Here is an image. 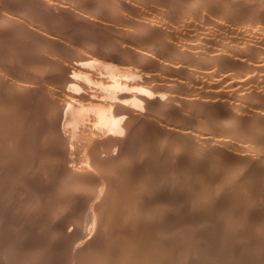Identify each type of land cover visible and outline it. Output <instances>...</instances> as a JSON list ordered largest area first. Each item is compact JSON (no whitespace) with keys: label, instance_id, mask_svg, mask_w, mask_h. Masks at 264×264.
Segmentation results:
<instances>
[{"label":"rangeland","instance_id":"rangeland-1","mask_svg":"<svg viewBox=\"0 0 264 264\" xmlns=\"http://www.w3.org/2000/svg\"><path fill=\"white\" fill-rule=\"evenodd\" d=\"M84 1H86V0H81V1L80 0H0V17H1L0 18V25H1L0 26V100H1L0 101V159H1L0 160V192H1L0 193V205L2 206V207L0 206V211H1L0 212V216L2 215L1 216L2 218H0L1 219L0 220V222H1L0 224H2L0 226V232H1L0 233V236H1L0 237V250H1L0 251V260H1L0 263L1 264H11V263L12 264L13 263L14 264H17V263L18 264H24L25 262H28L26 264H34V262H35V264H37V263L38 264H55V263L56 264L57 263L58 264H64V263L65 264H79V263L81 264V261H82V264H92L93 263L92 261H97V263L96 262H94V263L95 264H104V262H107L105 264H114V263L115 264H118V263L119 264H123V261H124V264H127L129 262H132V263H129V264H140V262H137V261L135 262L134 259H133V256H131V254H133L132 250L136 248L137 252H139L140 251V250H138L139 246L142 247V244L145 245V243L146 244L149 243V246L147 244V245H145L146 247L145 246L144 247L146 249H147V246L150 249L153 247L152 248L153 251H156L157 255L162 257L161 259H162V261L164 263L163 262L161 263V261H160L161 259H160V257H158V259L160 261V264H174V263H179V262H180L179 264H194V263L196 264L200 260L201 261L199 262V264H201V262L203 264H214V261L217 262V263L215 262L216 264H222V263H224V260H225L224 264H227V261H228L229 264L230 263L231 264H233V263L234 264H252L253 262H255L253 264H257L258 262H259L258 264H260L261 262L264 264V261H263L264 260V257H263L264 256V251L261 250V249L264 248V245H263L264 244L263 243L264 242L263 241L264 240V238H263L264 236L261 237V235L264 233V231H263V229H264V211H263V209H264V171H263V169H264V144H262V143H264V139H263V137H264V124H263L264 123V121H263L264 117H261V119H260V116H261L260 114H262V115L264 114V86H263L264 85L263 84L264 83L263 82L264 81V76H263L264 75L263 74L264 73V68H263L264 67V65H263L264 64V61H263L264 60V55H263L264 54V44H263L264 43V39L262 38V37H264V33L261 36L258 35V38H255L256 40L258 39L257 41L254 39V37L253 38L250 37L251 36V31L255 30L256 27H260V26L263 27L262 32H264V4H263L264 0L263 1L261 0L262 3H260V0H258V1L256 0L258 2V4L256 3L255 0H253V2H252V0H249V1L248 0H239V1H237V0H235V1L234 0L233 1H231V0H229V1L228 0H218V1H216V3H215V0H212V1H210V0H194V1L193 0H189V1H187V0H166V2H165V0L164 1H162V0H112V1L111 0H94V1L87 0L88 2H84ZM174 1H175V3H174ZM176 1H179V2H176ZM114 2H115V4H114ZM168 2L170 4L169 5L170 7L167 5ZM224 2H225V4H224ZM242 2H243V5L241 4ZM86 3H89V4H86ZM165 3H167V4H165ZM239 3L241 4V6L238 5ZM248 3H251V4L249 5ZM253 3H254V5H253ZM178 5L180 6V9L177 8V7H179ZM166 6H168V8ZM185 6L188 9L187 11L185 10L187 13L183 9V8H185ZM172 7H174V8H172ZM190 7H192V9ZM221 7H222L223 11H222ZM241 7H242V10L240 9ZM247 8H249V9H247ZM166 9H167V11H166ZM170 9H172L174 11V13H172L173 11L170 10ZM181 9H183V10H181ZM228 9H230V10H228ZM162 10H165L166 12H168L170 10L168 12V14L165 13L166 16H164L165 14L163 13V16L165 18H167V16L172 18V20L169 21L170 23H168V24L171 25L170 28L166 27L167 26L166 22L163 21L165 24H162L163 22H158L159 26H156V27L148 29L147 27H149V25H151L153 23H155V25H157L156 23H157V21H159L158 20V12H159V15H162V13L160 14V11L163 12ZM238 10H239V12H238ZM246 10H248V11H246ZM107 11H109V13H107ZM182 11H184V12H182ZM236 11H237V13H236ZM177 12H178V14H177ZM119 13H121L122 15L119 14ZM181 13L183 14V16L181 15ZM184 13H186V14H184ZM240 13H242V14L244 13V14L242 15ZM43 14H44V16H43ZM187 14L188 15L190 14L189 17H188ZM3 15H5L6 17L3 16ZM177 15L178 16L181 15V16L178 17ZM119 16H120V18H119ZM173 16H174V18L176 20L173 18ZM123 17H125V18H123ZM155 17H157V19H155ZM182 17H184L186 20L182 19ZM147 19L149 20V22H148L149 25H147L145 27L144 23L146 22L145 25L147 24V21H146ZM261 19H263V20H261ZM5 20L7 22L4 24ZM122 20H124V21H122ZM132 20H134L135 22H133ZM155 20H157V21H155ZM211 20H213V21H211ZM214 20H215V22H214ZM152 21H153V23H152ZM182 21H184V22H182ZM136 22L139 25L138 27H141L139 30H138ZM126 23L129 24V25H126ZM132 24H134V26ZM176 24H178V25H176ZM217 24H218V26L220 28L217 26ZM157 27H158V29H157ZM161 28H162V30H160ZM176 29H178L179 34H178V31ZM128 30L131 31V32H128ZM140 30H143V31L140 32ZM164 30H165V33H163ZM167 30L169 31V33H167V37H166ZM172 30L175 31V33H176L175 35H174ZM133 31L139 32V33H136L137 35H139V38L136 36L135 32H133ZM150 31H151L152 35L150 34ZM180 31L182 33L181 36H180ZM232 31H234V32L231 33ZM247 31H248V33H247ZM236 32H238L239 34L236 33ZM130 33H133V34H130ZM170 33H173L174 36L172 34L171 35L173 37H175V36L176 37L173 38L170 35ZM148 34L151 36L150 38H149ZM243 34L248 39H252V40L254 39L253 42L251 41L252 43L250 42V46L251 45H253V46L256 45L257 47L258 46H261V47H258V48L256 46L255 47H253V46L250 47L249 45L248 46L250 48L248 46L244 47V46H246L249 43L245 44V43H243V41H240L242 39V37L244 36ZM248 34H250V35L248 36ZM124 35L126 37H124ZM130 35H132V36H130ZM154 36L155 37L157 36L156 37L157 39ZM169 36H171L172 38L170 37L171 39H168ZM259 36H260V38H259ZM118 37H120V38H118ZM161 37L163 39L165 37L166 39L163 40ZM147 39H148V41H147ZM149 40H150V42H149ZM157 40L160 43L157 42ZM261 40H263V41L260 42ZM146 41L149 44H147ZM164 41H167V42L165 43ZM239 41L242 42V43H240ZM170 42L173 45H176V44L182 45V44H185L187 42L188 44H190V43L191 44H196L197 46H196L195 49L193 48L194 50L193 49H189V51H188L187 49L186 50L184 49V51L186 53L183 52V51H175V50H171L170 51V49H169L170 45H171ZM255 42H257L259 44L257 45V43H255ZM101 43H103L104 45L102 46ZM107 43L108 44L110 43V44L108 45ZM137 43H139V44H137ZM260 43H262V45ZM142 44H144V48H143ZM163 44H164V46H163ZM243 44H244V46H243ZM157 45H160L161 47L163 46L162 48H165V50H163L160 46L158 47ZM167 45H169V46H167ZM138 50H140V52ZM198 50L201 53L197 54ZM141 52L145 53L150 58V60H149V58L146 59V61L148 62L147 63L148 66H147V70L145 72L143 71L146 74H144L143 72L142 73L141 72L138 73L140 70H138V68H137L138 60H137L136 57H137V54L138 53L140 54ZM241 52H243V53H241ZM247 52L248 53L250 52V53L248 54ZM178 53H179V57L177 56V61L175 60L176 57H173L171 59V55H176V54L178 55ZM217 53H219L220 55H218ZM221 53H223V54H221ZM207 55H208V59H207ZM213 55H215V56H213ZM133 56H135V57H133ZM209 56H212V58L214 57L213 58L214 60H210L212 58H209ZM181 57H183V58H181ZM81 58L84 59L83 65H84V67L86 66L84 68L85 71L83 69L82 71H80L81 73L79 72V73H77L78 75L77 74L75 76L73 75V77L76 78V80H77V82L79 84L83 83L84 85L85 84L86 85H90L89 88L92 89L93 91L95 90V92H96V90L98 88V90L96 92L97 95H93L92 96V93H94V92L92 90H90V89H89V91H91L92 93L87 91L88 89L86 90V88H85L86 86H84V85H82V86H83L85 91L80 92V93L77 90L78 88H76V87L74 89L72 88V90H71V87L69 88L68 86H67L68 88L67 87L63 88V85L61 83L63 81V79H61L62 81H60V77H62V74H63L62 71H64V69L62 70L61 68L64 67V68L68 69L69 66L74 64V62L77 63V61L79 59H81ZM156 58H157V60H156ZM179 59L182 60L183 62L186 60L185 61L186 63H183V62L180 63ZM85 60H86V62H85ZM132 60H133V62H132ZM70 61L73 62V63H71ZM49 62H51V64ZM111 62H113V63H111ZM121 62H123V63H121ZM155 62L157 63V65L155 64ZM210 62L211 63L214 62V63L211 64ZM58 63L60 64V68L58 66L59 65ZM188 63H190V64L188 65ZM207 63H210L211 66L208 65ZM38 64H40V65H38ZM67 64H68V66H65ZM205 64H207V65H205ZM152 65H154V67ZM155 65H156V67H155ZM160 65L162 66V69H161ZM48 66H50V67H48ZM111 66H113L114 68H112ZM120 66H122V67H120ZM165 66H166V69L164 68ZM177 66L180 67V68L177 69ZM204 66H205V68H204ZM255 66H257V67H255ZM46 67H47V69H46ZM106 67L111 69V70H113L114 73L116 72L118 74L116 76V79L119 78L118 80L123 81L122 82L123 84L125 82L127 86H113L112 84H110V82H111L110 80L112 79V77H110L111 76L110 74H109L110 76H108V73L106 72V70H104ZM170 67H171V69H170ZM207 67H213L211 69H215V70L218 71V73L220 72L219 74L224 75L225 77L222 76L223 77L222 79H224V80L216 81L217 79H215V78H212L211 80L210 79H206V80L203 79L200 72L202 70L206 69ZM258 67H261V68H258ZM126 68L127 69L129 68V72H127V71L125 72ZM157 68H158V70H157ZM184 68L185 69L188 68L190 70H188V69L185 70ZM182 69H183V71H182ZM54 70H56V71H54ZM184 71L187 74L189 72H191V73H189L190 75L188 74V76H187V74ZM85 72H86V74L91 72L90 74H93L94 76L91 75L92 77L90 79V78H88V76L86 77ZM198 72L200 74H198ZM131 73H133V75ZM48 74H50V75H48ZM127 74H129V75H127ZM191 74H192L193 78L189 77V76H191ZM52 75H53V77H52ZM199 75L201 76L202 79L199 78L200 77ZM46 76L48 77L47 79L45 78ZM55 76H57V78ZM28 77H30V79H28ZM141 77H142L143 81L141 80ZM96 78H98V79H96ZM233 78H234V81H233ZM52 79H54V80L52 81ZM147 79H149V81H147ZM22 80H24L26 82H24V81L22 82ZM28 80H29V82H28ZM103 80L104 81L105 80L110 81L109 85H107V81L104 82ZM140 80L142 82L147 81L148 84L134 85L136 82L140 83ZM201 80H204V81L201 82ZM208 80H209V82H208ZM212 80H214L213 83L211 82ZM150 81H152V82H150ZM199 81L202 83V86H200L201 83ZM222 81H224V82H222ZM244 81H245V83H244ZM100 82H103L104 85L103 84L101 85ZM239 82H243V83H239ZM26 83L28 84V88L26 87V85H27ZM57 83H59V84H57ZM18 84L19 85L21 84V85L18 87ZM50 84H51V86H50ZM129 84H131V85H129ZM132 84L134 86H132ZM232 84H234V85H232ZM195 85H196V87H195ZM21 86L23 88H21ZM48 86H50V87H48ZM184 86H186V87H184ZM188 86H190V87H188ZM206 86L207 87L209 86L211 88L208 87V90H205V89H207ZM120 87H121V89H120ZM140 87H143V88H146V89L148 88L147 91L151 90L152 91L151 93H152L153 96H154V94H155V96H157L156 95L157 93H158L159 96H164L165 98L161 97L163 99V102L167 101V97L170 100L171 99L173 100L175 97H177V98L174 99L175 101H173V103H171L168 100V104L170 102L172 105L171 104H169V105L175 107V108L173 107V109H172V107L170 106V110H168V111H167V109H165V107L167 105H162L161 103H157L156 105H160L161 104L162 106L160 105V107H162V111L164 109V111L166 113H168V114L170 112H173V110H174L175 114H172L170 116H171V118L173 120L174 119L175 120L178 119V120L177 121L174 120L175 122L173 123L172 119H168V120H171L170 122L172 124L170 122H168V121L166 122V120H167L166 118H170V116L169 115H165L166 117H163L162 115H164L163 114L164 111L160 112L161 110H158L160 112V115L162 114L160 116L159 113L157 114V110H156V108L159 107V106L156 107L155 105H152L153 107H151V112L150 113H152L154 111L153 112L154 115H153V113L151 114V116L149 115L151 117V122L148 123V124H145V126L143 127L144 129L142 127L140 128V125L143 126L144 123L147 121V117H146L147 113H146L145 116H144L145 118L142 119L143 121L145 119V121L144 122L142 120L140 121V123L142 122L143 125H142V123L141 124L139 123V125H137V128H135L134 132L136 131V129H139V128L141 130H137L135 132L136 134H133L134 138L131 137L134 142H132V140L130 138V140H129L130 142L127 140L126 143H125V145H127L130 150L128 148H126V150L128 149L129 154L126 152L125 155H124L125 158H123L124 160H121V159L119 160L120 162L123 161L121 163V165H123V166L120 165V163H119V161H118V159L116 157H114V159H115V161L117 160L118 164H117V162H114L112 160V158L109 159L108 157L104 156L101 161L105 162L106 158H108V160H106L107 164H108V161L111 162V160H112L113 163L111 162V165L116 163L117 165L116 164L115 165L118 166V169L116 168V170H115L116 166L114 165V168H113L114 170H112V167L110 168V170H112V172H111V171H109L108 167L106 169V168H102L101 165H99V168L97 170H96V167H98V166H96L95 168L94 167L91 168L92 170L95 169L94 171H96V172L91 170V172H92L91 173L90 171H88V172L91 173V176L88 175V174H87L88 176H85L86 173H88L86 171V169L88 167V164L91 163L90 154H88L90 152V147L92 148V145H94L95 141H98V140L100 141L101 140L100 136H102V133L100 132V126L97 127L99 124L97 123L96 115L92 111H90L87 114H81L80 116L78 115V118L74 119V120H76V122L74 123V121H73L74 124L71 122V123H69V125H67V127H69V129H67V127H66V132L68 134V137L71 138V139H69L67 137L65 138V136H67V134L62 132V130H63V123H62L63 122V117L60 116L61 117V118L59 117L60 119L57 118L58 117V113L56 112L57 108H55V106L58 107L59 105H62L64 100H65L64 103L68 102L63 97V94H62V92L64 91L63 89H65V91L70 89L73 94H75V89H76V94L75 95H78V93L80 95H84V92L86 94L90 93L89 95H91L94 99H96V98L99 99V100L97 99V101H96V102L100 101V102H98V104L100 103L101 105H103L105 103L104 105L108 104V105H106V107H107V106L111 105L112 102H113V104L114 103L116 104V99H115V95L116 94H118L120 92H124V91H129L130 93H136L137 89L139 90ZM201 87H203L204 89L201 88ZM8 88H9V90H8ZM14 88L17 90V92L15 91ZM24 88H27V89H25V91H23L24 93H20L19 94V89H24ZM112 88H113L114 91L112 90ZM194 88H195V90L192 91V89H194ZM11 89H13V90H11ZM106 89H108V90L106 91ZM109 89H110V91H109ZM196 89L197 90L200 89V90L197 91L198 93L196 92ZM217 89H220V91H221V92H219V94L217 93L218 94L217 96H219L218 98H220V99H218L217 97L213 96V95H216L215 93H216ZM52 90H53V92H52ZM156 90H158V91H156ZM204 90H205V93H204ZM155 91H156V93H155ZM159 92H160V94H159ZM202 92L206 95V97L209 95L212 98L208 96L206 98V100L205 99L203 100V97L201 98V94H203ZM101 93H103V94H101ZM111 93H112L113 97L111 96ZM170 93H172V95ZM16 94H17V96H16ZM192 94H194V95H192ZM50 95H52V96L50 97ZM60 95H61V97H60ZM80 95L77 96L78 97L77 98V102H79L78 100L80 98ZM220 95H221V97H220ZM94 96H96V97H94ZM104 96H105V98H104ZM49 97H50V99H49ZM189 98H190V100H188ZM192 98H195V101ZM164 99H166V100H164ZM186 99L188 100V102L190 101V103L193 100V102L191 103L192 105L187 106L186 103H188V102H186ZM201 99H202V103H201ZM156 100L157 99L153 100L152 104H155L156 102H158ZM196 100L200 101V103L199 102L197 103ZM243 100H245V101H243ZM181 101H182V103L183 102L184 103L182 104ZM242 101H243L244 105H243ZM194 102H195L196 106L193 104ZM228 102H230V103H228ZM72 103L73 102H71V104ZM174 103H176V104H174ZM190 103H188V105ZM18 104H19V106H18ZM46 104H48V105H46ZM52 104H55V106L52 105ZM184 104L186 106H184ZM199 104H201V105H199ZM233 104L235 106L237 105L238 107L237 106L234 107ZM23 105H25V108L27 110L25 108H23L24 107ZM50 105H51V107L54 106V109H53V107L49 108ZM72 105L75 106L74 103ZM175 105L178 106V107L184 106L185 108L184 107H180V109L177 108L178 110H176V106ZM227 105H228V107H229V105H232L234 109H236V108L238 109L239 108L238 109V118H240V119L239 120L236 119L238 121L234 123V126L232 125V127L228 128V129L225 128L226 130L223 131L222 129H224V128L220 127V129H219L216 125H218L217 122L219 120L223 119L221 114H223V113L228 111ZM47 106H49V107L47 108ZM130 106H132V105L130 104ZM141 106L140 105L138 106L139 110H140V108L142 110L143 107H144V105H141ZM199 106H200L199 110L201 112L200 114L198 112V107ZM153 108H154V110L152 111ZM147 109L148 108H146V106H145L144 110L146 111ZM168 109H169V107H168ZM171 109H172V111H171ZM22 110H23L24 113L22 112ZM51 110L53 112L55 111L54 114H53V112ZM177 111H178V113H177ZM208 111H210V112H208ZM179 112H180L181 115H179ZM56 113H57V115H56ZM90 113H92V114H90ZM155 113L157 115H159L160 117H162L163 119L158 120L160 118L158 116V118H156V119L154 118V120H153L154 116L157 117ZM19 114L21 115L22 119H21ZM25 114H26V116H28V118L25 116ZM187 114H189V115H187ZM18 115H19L20 119H19ZM94 115H95V117H94ZM258 115H260V116L257 117ZM149 116H148V118H149ZM188 116H189V118H188ZM190 116H191V119H190ZM177 117H181V118H177ZM208 117H209V119H208ZM164 118H165V122H163ZM22 120H23V122H22ZM54 120H55V122H54ZM215 120H217V121L215 122ZM24 121H25V123H24ZM44 121H46V122H44ZM156 121H158V124H157ZM49 122L51 124H49ZM27 123H28V125H27ZM166 123H168V125L170 124L169 125L170 127L168 125L166 127V125H164ZM177 123H178V127L180 125L182 130L180 128H177V126H176ZM61 124H62V126H61ZM161 124H162V126H161ZM38 125H40V126L38 127ZM173 125L176 128L172 127ZM26 126H28V127L26 128ZM31 126L33 127V129L31 128ZM36 126H37V128H36ZM160 126L161 127L164 126L165 127L164 129L166 131L165 130L162 131L163 130L162 128L159 129ZM28 129H31V131L30 130L28 131ZM37 129H38V131H37ZM145 129L146 130L148 129L147 130L148 132ZM150 129H152V130L150 131ZM169 129H170L171 132L172 131L173 132L172 133L169 132L168 131ZM173 129L177 131V134H176V132ZM159 130H161V131H159ZM229 130L231 131V133H229L230 132ZM40 131H42V132H40ZM46 131L47 132L49 131V132L47 133ZM52 131H53V133H51ZM153 131L155 133H156V131H158L160 133L164 132V134L161 133V135H159V136L162 137V135H163V136H167V138H168L169 135H170V138H168L169 139L168 140L166 137H162L163 138L162 140H164V141H162L161 139L158 140L155 137V136L158 135V132L156 133L157 134L156 135V134H154ZM225 131H227V132L225 133ZM22 132H23V134L25 136L23 134H21ZM35 132H36V134H35ZM38 132H40V133H38ZM58 132H59V134H58ZM99 132H100V134H99ZM167 132H169V133H167ZM142 133H144V134H142ZM28 134H29V136H28V138H26ZM171 134H172V136H171ZM175 135H177V136H175ZM60 136H62V137H60ZM219 136H221V137H219ZM142 137H144V138H142ZM147 137L150 138V139H148ZM18 138H20V139H18ZM61 138H62V140L64 138V140L66 142L64 140L62 141ZM96 138H97V140H96ZM138 138H140V139H138ZM175 138H176V140H175ZM218 138L225 139V140L227 139L228 140V143L227 142H226L227 144L225 143V147H224V144L221 145L218 142H216V140ZM12 139H13V142H12ZM145 139H146V141H145ZM204 139L206 140V142L204 141ZM259 139H260V141H259ZM261 139H263V140H261ZM23 140H25V141H23ZM29 140H30V142H29ZM56 140H59V141H56ZM93 140H94V142H93ZM138 140H140V141H138ZM202 141H203V143H202ZM23 142H24V144H23ZM127 142H129V143H127ZM131 142L134 145H139V146H136V147H140V148H133L134 151H135V149L137 150L136 151L137 154L134 151H133L134 154L132 153L131 150H133L132 147H134V145L133 144L131 145ZM163 142H165V145L162 144ZM260 142H261V145H259ZM13 143H16V144H13ZM59 143H61V145ZM147 143H149V144H147ZM159 143H161L162 147H161V145ZM217 144H219V145H217ZM23 145H24V147H23ZM163 145L164 146L167 145V146L164 147ZM54 146H55V148H54ZM66 146H67V148H66ZM130 146H132V147H130ZM146 146H148V148ZM171 146H173V147H171ZM174 146L177 147V148H175ZM62 147H65V148H62ZM145 147H146L147 150H143V148H145ZM168 147L169 148L171 147V148L169 149ZM58 148H60V149H58ZM154 148H155V150H154ZM160 148H161V150H160ZM166 148H167V150H166ZM173 148H175V150ZM182 148H184L185 150L182 149ZM53 149H54V151H52ZM62 149H64V150L67 149V151L66 150L63 151V152H66V153H63ZM138 149H141V152H139ZM168 149L170 151H168ZM171 149H173V150L171 151ZM176 149H178V150L180 149V150L178 151ZM182 150H184V151H182ZM59 151H61L62 154ZM69 151H70V153H69ZM45 153L47 154V157H46ZM130 153L132 154V157H131ZM201 153H202V155H201ZM31 154H32V156H31ZM50 154H52V155H50ZM65 154H66L67 157H69V161L71 160L70 161L71 165L74 164L73 166H75L76 163H79L77 166L81 165V167L80 166L78 168H77V166H75V167L77 168V170H79V172L80 171H82V172L84 171V173H85V175L82 172L80 174H79V172L76 173L75 176H73L76 181L73 180L72 178H70V181H69L67 179V177H68L67 174L65 176L63 175L64 172L62 171V169H63V166L65 165V161H66V160H63V158L65 157V156L63 157V155H65ZM85 154L87 155V157H86ZM145 154L149 155V156H146ZM170 154H172V155H170ZM42 155H43V157H42ZM44 155H45V157L47 159L44 157ZM126 155L128 157H126ZM133 155H135V156H133ZM140 155H141V157H140ZM71 156H73L72 157L73 159L71 158ZM144 156H146V157H144ZM3 157H6V158H3ZM60 157H61L62 161L60 160ZM206 157H207V159H206ZM36 158H38V159H36ZM39 158H41V159H39ZM126 158L127 159L129 158L128 159L129 162L127 163L128 165L125 163V162H127V161H125V160H127ZM190 158L191 159L193 158V159L190 160ZM130 159H132L131 163H130ZM196 159L199 161L198 163L196 162L197 161ZM215 159H216V162H214ZM33 160H34V163H33ZM217 160H219V161H217ZM232 160H233V162H232ZM220 161H222V162H220ZM29 162H31V163H29ZM62 162H64V164ZM82 162L84 164H86V166H85L86 168L83 167L84 164ZM144 162H146V163H144ZM217 162H219V164H217ZM28 163L30 164L31 167L28 166L29 165ZM199 163H201V164H199ZM31 164L33 165V168H32ZM206 164H208V165L206 166ZM174 165L177 166L178 168H176ZM146 166H147V168H146ZM35 167H37V168H35ZM49 167H52L53 171ZM100 167H101L102 170H100ZM119 167H121V168L119 169ZM131 168H132V170H131ZM173 168L175 170H173ZM180 168L183 169L184 171L183 170L181 171ZM57 169H60V170H57ZM103 169L109 171V172H107L109 174H106L105 172H103ZM146 169L148 171H146ZM177 169H178V172H177ZM199 169H201V170H199ZM99 170H100V172H99ZM208 170H210L211 173ZM101 171H102L103 174L101 173ZM154 171L156 172V174L153 173ZM169 171H171V172H169ZM179 171H181V172H179ZM203 171H205V172L202 173ZM52 172L53 173L55 172V174H53ZM115 172H118V173H115ZM104 173L107 175L106 177L108 179L111 176L114 178L113 179L111 177L110 178L111 180H109V181L112 182V183H110V186L112 185V188L109 191H107L109 189V188L106 187L107 185H104V186L101 185L102 184L101 181H102V177H103L102 175H104ZM180 173L183 174V175H181ZM237 173H238L239 176L237 175ZM187 175H189V176H187ZM199 175H201V176H199ZM203 175H204V178H202ZM236 175H237V178H235ZM81 176H83V178ZM128 176H130V177H128ZM132 176H133V178H132ZM148 176H150V177H148ZM190 176H192V177H190ZM213 176H214V178H212ZM54 177H56L57 179L54 178ZM65 177H66V179L69 182L65 179ZM85 177H88V179L86 180L87 183L85 182V180H82V179H85ZM93 177H95V178H93ZM124 177H127V180ZM210 177H211V179H213V181L210 180ZM53 178H54V180H53ZM90 178H91V180L88 181ZM107 178H106V180H108ZM64 179L66 181H65V183H62V182H64L63 181ZM71 179L73 180V182H71L72 181ZM241 179H243V180H241ZM57 180H58V182H57ZM132 180H134V181L132 182ZM188 180H191V183ZM206 180H207V182H206ZM208 180L210 181V183L208 182ZM78 181H79V184L81 185V188H80V185L78 184ZM92 181H94L95 184ZM66 182L71 183V184L67 185ZM161 182H163V183H161ZM72 183H75V184H72ZM132 183H133V185L131 186ZM23 184H25V186ZM63 184L64 185L66 184V185L63 186ZM117 184L119 185V187H117L118 186ZM159 184H160V186H159ZM60 185H62V186H60ZM76 185H78V186L76 187ZM82 185H86V186L84 187ZM100 185H101V187H100ZM27 186L29 188H27ZM66 186H68L67 189L69 188V186H70V188L67 190ZM88 186H89V188H88ZM113 186L116 187V188L114 189ZM30 187H33V188H30ZM61 187H63L64 189L61 188ZM75 187H76V189H75ZM132 187H133V189L135 191H133ZM117 188H119V190ZM140 188H141V190H140ZM153 188L155 189V191H154ZM82 189H84V190H82ZM137 189H138L139 193H138ZM71 190H73V192ZM91 190H92V192H91ZM96 190H97V193H96ZM114 190L116 192H114ZM187 190L188 191L190 190L189 194H188ZM33 191H35V192H33ZM37 191H38V193L40 195L37 193ZM126 191H127L128 195H127ZM145 191L147 193H144ZM196 191H198V193ZM205 191H207V192H205ZM84 192H85L86 195L84 194ZM33 193L36 194L35 195L36 197L37 196L38 197L36 198ZM78 193H79L78 196L81 199L76 196V194H78ZM109 193H111V194H109ZM134 193H135V195H132ZM136 193L140 194L141 198ZM68 194H70V195H68ZM81 194H83V195H81ZM89 194H91V195H89ZM92 194H93V199L94 200L91 197ZM96 194L99 197L96 196V198H94V196ZM113 194H115V195H113ZM196 194H198V195H196ZM203 194H205V195H203ZM130 195H132L131 196L132 199L134 198V196H136L134 199L136 200L135 204L137 205L138 208L133 203V202H135V201H133L134 199L131 200V198H130V201L129 200H127V201H128V205L130 207L133 206L132 209L126 204H124V206H123V203L126 202L125 199H127L128 196H130ZM70 196L72 198H70ZM167 197H169V198H167ZM202 197L207 198L208 201H207V199L202 198ZM38 198H40V199H38ZM77 198H78V200H77ZM113 198H114V200L112 201ZM67 199H69L70 201L67 200ZM191 199L196 200V201L194 202ZM80 200H82V201H80ZM122 200H123V202H122ZM79 201L82 202V203L86 201L85 204H87L88 206H85V204L83 203V205L85 206L84 207L82 205V203H80ZM115 201H116V203H115ZM120 201H121V204H120ZM131 201H133V202L131 203ZM185 201H187L189 203H186ZM75 202H77L78 204H76ZM110 202H111V205H110ZM129 202L131 204H133V205L129 204ZM147 202H148V204H147ZM190 202H192V203H190ZM245 202L246 203L248 202V203L246 204ZM35 203H36V205H35ZM38 203L39 204L42 203L41 206L43 205V208L41 206H38L39 205ZM50 203H54V205H53L54 209L52 207V204H50ZM88 203H90V204H88ZM233 203H235V204L233 205ZM63 204L66 205V206L63 207L64 206ZM68 204H70V205L67 206ZM96 204H99V206L98 205L95 206ZM179 204L182 206L181 209L179 208L180 207ZM213 204H214V206H212ZM72 205H73V207H72ZM79 205H80V208L78 207ZM108 205L110 207H107ZM114 205H116V206H114ZM117 205H118V207H117ZM119 205H122V206H119ZM236 205L239 206V207L236 208L237 207ZM241 205H242L243 209H241L242 208ZM33 206H34V208H33ZM45 206H46V208H45ZM56 206H57V209L59 207V209H60V210L58 209L59 212L55 209ZM60 206H61V208H60ZM74 206L75 207L77 206V209L79 211L77 209H75ZM125 206H126V210L129 213L124 211L125 208L124 209H120L121 207L123 208ZM127 206H128V208H127ZM143 206H147V207H145L146 209ZM247 206H249V207H247ZM256 206H258V207H256ZM171 207H173V208H171ZM252 207L255 208V209H253ZM260 207L262 208V210L260 212H258V209L259 210L261 209ZM40 208H41V210H40ZM47 208H48V210H47ZM95 208H97V209H95ZM186 208H189V209H186ZM246 208H248V210ZM50 209H51V211H50ZM101 209H103V210H101ZM111 209L114 210L115 212L117 211V213H115ZM118 209H120V210H118ZM130 209H131V211H130ZM137 209H138V211H137ZM143 209H144V211H143ZM36 210H38V211H36ZM63 210H65V211H63ZM75 210H76V212H75ZM83 210H84V212H83ZM133 210H135L134 211L135 217L138 216L139 218L137 217V218L134 219V217H133L134 215L133 216L131 215V214H133ZM255 210H256V212H255ZM32 211L34 213H36V214H34ZM43 211L47 212L46 214H49L51 216V219L55 218L56 216H58V217L55 218L54 220L52 219L53 221L49 222V220H51L50 216L48 215L49 218L46 217L47 215ZM55 211H56L57 214L55 213ZM86 211H88V212H86ZM102 211H104V212H102ZM110 211L114 212V213H108ZM232 211L233 212L235 211L234 212L235 216H234ZM237 211H239V212H237ZM78 212H79V214H78ZM81 212L83 213L84 216L82 215ZM118 212H119L120 215L118 214ZM123 212H125L127 214H125V213L123 214ZM130 212H131V214H130ZM138 212H140L139 215L141 213L142 214L139 216L137 214ZM156 212H158V213H156ZM244 212H245V214H244ZM32 213L34 215H32ZM52 213H53V215H52ZM251 213H252V215H251ZM3 214H4V216H3ZM5 214H7V215L9 214L8 215L9 217L7 216L8 217L7 218ZM109 214H110V216H109ZM128 214H130V215H128ZM206 214H207V216H206ZM37 215L40 217V219L37 217ZM101 215H102V217H104L105 221L108 220V218H106V217L112 218V221L109 218L110 220L105 222L104 219H102ZM113 215H114V217H113ZM245 215H246V217H245ZM33 216H36V218L32 219ZM145 216L147 218H145ZM167 216L170 217V218L168 219ZM260 216L263 219L260 218ZM72 217H73V219L75 221L74 225H72V223L74 222ZM127 217H128V220H126ZM178 217H181V219L178 218ZM41 218H43V219H41ZM44 218L46 219V221H45ZM77 218H80V219L78 220ZM114 218H116L115 222L117 220L118 225H116V223L113 222ZM120 218L122 219L121 221H119ZM129 218H130L131 221L129 220ZM247 218H249V220ZM252 218H254V219L256 218V222L258 220H259V222L256 223L255 220L252 219ZM75 219L79 221V222H77V223H79V225L76 223ZM166 219H168V220H166ZM227 219H228V221H227ZM241 219H243L244 221L241 220ZM98 220H100L102 224ZM125 220H126V222H125ZM162 220H164V221H162ZM170 220H171V222H170ZM261 220H262V222H261ZM2 221H3V223H2ZM5 221H7L9 224H7ZM10 221H12L11 224H10ZM15 221H17V222H15ZM18 221L20 223H18ZM34 221L36 223L39 222L38 225L37 224H33V223H35ZM127 221H129V223ZM182 221H184V222H182ZM230 221H232V222H230ZM246 221H247V223H246ZM56 222L57 223L60 222V223L57 225ZM111 222L115 224V225L114 224H112V225L116 226V227L112 226V228H114V230H112V228L110 226ZM119 222H121V225H120ZM132 222H134L133 226L131 225ZM147 222L152 224L154 227L152 225L150 226V224H148ZM155 222H157V223H155ZM175 222H176L177 225L175 224ZM189 222H191V223H189ZM15 223L17 225H15ZM43 223H45V224L43 225ZM65 223H67V224L65 225ZM82 223H83V225H80ZM97 223H99V224H97ZM103 223L105 224V226H104ZM106 223H108L107 226H106ZM158 223H160V224H158ZM204 223H205L206 226L204 225ZM208 223H209V225H208ZM13 224L15 226H19V228L18 227L16 228ZM24 224L26 225V227L24 226ZM50 224H51V226H50ZM68 224L69 225L71 224L72 226L71 225L67 226ZM100 224L102 225V229L99 227V226H101ZM180 224H181V226H180ZM187 224H188V226H187ZM222 224H224V226ZM233 224L236 225V226H234ZM11 225H13V226L10 227ZM39 225L42 226V227H40ZM59 225H60V228H58ZM63 225H64V228H63ZM75 225L79 226V227L82 226V227H81V229H78L79 227L76 228ZM108 225L110 226V228H109ZM126 225H127V227H126ZM129 225H130V227H129ZM210 225H212V226H210ZM256 225H258V226L260 225V226L259 227L257 226L258 227L257 228ZM4 226H6V227H4ZM29 226L32 228V230L30 229L31 231L28 230ZM135 226H137V227H135ZM254 226H255V228H254ZM44 227L47 228V229L45 230ZM86 227H87L86 230H88V232H90V233H88L84 229ZM151 227H152V229H151ZM179 227H181V228H179ZM229 227H231V228H229ZM232 227L233 228L236 227V228L233 229ZM61 228H62V230H59ZM71 228L73 230L77 229L76 231L79 234L76 231H72ZM82 228L84 229V232H87L88 235L90 234L89 235L90 237H86L85 239L81 238L82 240L80 241L79 237H80V235L82 233L79 232V231L81 230L83 232ZM105 228H107V229H105ZM116 228H118V229H116ZM224 228H226V229H224ZM37 229H38V231H37ZM39 229H40V231H39ZM66 229H68V230H66ZM100 229H101V231H104V230L105 231L101 232ZM110 229H111V231H110ZM115 229L117 230V233L121 232L122 231L121 229L128 230L127 232H131L132 231L131 233L132 234H136L137 237L135 236L136 238L134 237L130 241V239H127V238H125L124 235H123L124 237L121 235L123 233V231H122L121 233H118L120 236H122L121 238H119L120 236L116 234V230ZM145 229H146V231L144 232ZM216 229H217V231H216ZM237 229H238V231H237ZM251 229H252V231H251ZM256 229H261V230H259L260 233ZM11 230H12V232H11ZM52 230H54V231H52ZM64 230H65V233H64ZM106 230H107V232H106ZM183 230H184V232H183ZM189 230H191V232H189ZM219 230H221V231H219ZM225 230H227V232L228 231L229 232L227 233ZM241 230H243V232ZM171 231H173V232H171ZM195 231L197 232V234H196ZM211 231L213 233L216 232L213 235V236H216L215 238L212 236V232ZM21 232H22V234H21ZM53 232H54V234H53ZM58 232H59V235L57 234ZM66 232L68 234H66ZM69 232H71L72 235L73 234L75 235L76 233L77 234L75 236L73 235L71 237L69 235L70 234ZM96 232L101 234V236L99 237V235L96 234ZM186 232H187V235L185 234ZM222 232H224V233H222ZM232 232H235V234L232 233ZM257 232H258V234H257ZM12 233L15 236H13ZM30 233L33 234V235H31ZM110 233L114 234L115 236L111 235ZM146 233H147V235H146ZM148 233H149V236H148ZM236 233H238V234H236ZM246 233H247V235H246ZM3 234H4V236L6 235L7 238L3 237ZM150 234L153 235V236H151ZM175 234H177V235H175ZM193 234H194V236H191ZM259 234H260V236H259ZM49 235H50V237H49ZM64 235H69V237L66 236L67 237L66 238ZM105 235H107V236H105ZM56 236L59 237L60 239L59 238L57 239ZM91 236L92 237L94 236V237L92 238ZM102 236H103V238H102ZM111 236H113V237L110 238ZM116 236H119V237H116ZM145 236H148V238L151 237L149 240H152V242L154 241V243H155L156 240H158L156 243H158V242H162V243H159V245L158 244L156 245V243H155V246H153L154 244L151 241H149L148 239H144ZM177 236H178V238H177ZM232 236L234 237V239H233ZM243 236H244V238H243ZM255 236H257V238ZM107 237H109V239ZM188 237L189 238L191 237V238L188 240ZM225 237L227 239H229V240H226ZM240 237H242L241 240H240ZM252 237H253V239H252ZM11 238H12V241L14 243L11 242V240H10ZM48 238L49 239L50 238L51 239L55 238V239L54 240L50 239L49 240L50 242H48ZM124 238H125V240H124ZM138 238H140V239H138ZM159 238H160V240H159ZM192 238H194L195 241ZM62 239H63V241H62ZM91 239H93V240H91ZM105 239H106L107 242L105 241ZM111 239H112V242L111 241L109 242L108 240H111ZM126 239L129 240V242ZM134 239H136V241L138 240L137 243H139L140 245H138ZM212 239H213V242H210V241H212ZM215 239H216V241H215ZM230 239H232L233 241H231ZM248 239H249V241H248ZM250 239H251V241H250ZM254 239H256V240L258 239V240L254 241ZM17 240H18V242H17ZM88 240H89V242H88ZM120 240L124 241L125 244H124V242H122ZM200 240L201 241L203 240V242H201ZM223 240H224L225 243H222ZM2 241H4V242H2ZM19 241H21V243ZM99 241H100V244H99ZM146 241H149V242H146ZM173 241H175V242H173ZM228 241H230V244L231 243L232 244L230 245L228 243ZM237 241L238 242L242 241V243L241 242L238 243ZM62 242L64 243V245L66 247L63 245ZM72 242H73V244H72ZM117 242H118V244H117ZM233 242H234V245H233ZM235 242H237V244H235ZM249 242H251V243H249ZM252 242H254V243H252ZM85 243H86V245L84 246ZM111 243H114V247H113V244L111 245ZM120 243H121V245H120ZM126 243H129V244H126ZM151 243H152V247H150ZM163 243H165V244H163ZM167 243H169V245ZM172 243H174V244H172ZM181 243H182V246H181ZM186 243L187 244L190 243L192 246L190 245V247L188 248L189 245H187ZM198 243L200 245H198ZM10 244H11V246H10ZM17 244H19V245H17ZM87 244H88V246H87ZM106 244H107L108 248L106 246L103 248L102 246H104ZM166 244H167V246H166ZM193 244H195V245H193ZM212 244H215V245H213L214 247H212ZM253 244H254V246H253ZM49 245H51V246H49ZM61 245H63V246L61 247ZM67 245H69V247ZM76 245H83L85 247V248L83 247L84 250L82 249L83 252H82L81 248H78L81 251L78 250V249L74 250V249H76L75 248ZM99 245L100 246L102 245V246L99 247ZM122 245L123 246L127 245V247L132 245V247H130V250H131L130 255L128 254V252H130V250L128 251L127 247H124L123 249H121ZM133 245H135L136 247L134 248ZM201 245H203V246H201ZM256 245H258V246H256ZM193 246L195 247V248L192 249L194 252L191 250V247H193ZM204 246H206V247H204ZM217 246L221 247V249L220 248L218 249ZM50 247H52V249ZM54 247H56V248H54ZM115 247L116 248L118 247L120 249L118 250V248L116 249ZM141 247H140V249H143V247L142 248ZM185 247H187V249L190 252L191 251L192 252L191 253L190 252L189 253L188 252H184V251H188ZM226 247L229 250L225 249ZM233 247H234V249H233ZM41 248H43L44 250L41 249ZM47 248H48V250H47ZM98 248L100 249L99 252H100L101 255L99 254L98 251H95V250H98ZM112 248L113 249L115 248L114 251H113ZM158 248H159L160 251L158 250ZM197 248H198V250H197ZM212 248L214 250V253H213V250H211ZM236 248H238V250ZM252 248L254 249V251L252 250ZM256 248L257 249L259 248V250H257ZM11 249H12V251H11ZM14 249H16V250H14ZM30 249H32V250H30ZM55 249H57V250H55ZM85 249H86V251H85ZM91 249L95 251V252H93V251L92 252L95 253L96 256L91 252ZM146 249H143V251H145ZM152 249L150 251H152ZM162 249H163V251H162ZM172 249H174V251H176V252H174L175 254L171 251ZM200 249L205 250L204 251L205 253L202 250H200ZM244 249H246V250H244ZM8 250H10V253H8L9 252ZM19 250H20V252H19ZM35 250H36V253H35ZM39 250H41V251H39ZM54 250H55V252H54ZM62 250H64V251L62 252ZM88 250H90V252ZM104 250H108V251H104ZM115 250H117V251L115 252ZM123 250H125V251H123ZM223 250L226 251V252L228 251L229 253L226 254ZM16 251L18 252V255H17ZM84 251H85V253H84ZM234 251H236V252H234ZM258 251L259 252L263 251V252H261L262 253L261 254ZM26 252H29L30 254L26 253ZM86 252L90 253L89 254L90 256H88V253H86ZM121 252L122 253L123 252H125V253L127 252V254H125V253L122 254ZM165 252H169V253H165ZM181 252H182L183 255L185 253H187L189 255L192 254V255H190L191 257H189L188 259L186 257L188 262L186 261V263H185V261H184L185 260V256H183L181 254ZM230 252H231V254H233V253L236 254L238 252L237 255L233 254V256H235V259L238 258L237 259L238 261L237 260L235 261L234 259H230L231 257L234 258L230 254ZM240 252L242 254H240ZM42 253H44V254L42 255ZM45 253H47V255ZM65 253H66V255H65ZM170 253L172 255H170V257H169ZM177 253L181 254L182 256L178 255ZM194 253L197 254L198 259H197V257L195 256ZM252 253H254L253 254L254 257L255 256L259 257L260 255L261 256L263 255V256H262V258L260 256L259 258L257 257L258 259H254V257L252 256ZM1 254L2 255L4 254V255L2 256ZM75 254L77 256H75ZM78 254H79V256H78ZM97 254H99V255H97ZM106 254L108 255L107 259H106ZM112 254H113V256L111 257ZM116 254H119V255H116ZM187 254H185V255L187 256ZM206 254L209 257L206 256ZM9 255H10V258H11V256H13L11 258V260L14 259L12 262H10V258L8 257ZM45 255L47 257H49V258H47ZM56 255H58V256H56ZM84 255H86V256H84ZM104 255H105V258H104ZM123 255L124 256L126 255L125 257H127V256L128 257L126 259H124ZM217 255H218V257H217ZM29 256L32 257V258H30ZM98 256H101L100 260H99ZM129 256H131L132 258L129 257ZM166 256H167V258H170L167 261H166V259H167ZM171 256H173V257L171 258ZM178 256H180V257H182L184 259H180V257L177 258ZM219 256H222V257H219ZM228 256H229V258H227ZM16 257H18V258H16ZM27 257H28L29 260L27 259ZM33 257H35V258H33ZM44 257H45V259H44ZM56 257H57V259H56ZM75 257L77 259L79 257H82V260H81V258H79L80 260H77ZM86 257H87V259H85ZM93 257L94 258L98 257V258L94 259ZM200 257H202V258H200ZM206 257H208V258H206ZM212 257H213V259H212ZM224 257H226L229 260L225 259ZM52 258L55 259V260H53ZM110 258H112V259H110ZM163 258L165 259V261L163 260ZM215 258H217L218 260L217 259L215 260ZM24 259H25V261H24ZM35 259H36V261H35ZM46 259H48V260L46 261ZM208 259H209V261H207ZM210 259H211L212 262L210 261ZM52 260L54 261V263H53ZM90 260H92V261L90 262ZM98 260H99V262H98ZM101 260H102V263H101ZM106 260H108V261H106ZM115 260L116 261L118 260V261L116 262ZM127 260H129V261L125 262ZM196 260H198V261H196ZM15 261H17V262H15ZM30 261H32L33 263H31ZM75 261H79V262L77 263ZM148 261L151 262L150 259H149V260H145V263H147ZM218 262H220V263H218ZM141 264H143V263L141 262Z\"/></svg>","mask_w":264,"mask_h":264},{"label":"bare ground","instance_id":"bare-ground-1","mask_svg":"<svg viewBox=\"0 0 264 264\" xmlns=\"http://www.w3.org/2000/svg\"><path fill=\"white\" fill-rule=\"evenodd\" d=\"M80 1H81V0H80ZM92 1H94V0H92ZM92 1H91V2H92ZM111 1H112V0H111ZM162 1H164V0H162ZM187 1H189V0H187ZM187 1H186V2H187ZM193 1H194V0H193ZM210 1H212V0H210ZM216 1H218V0H215V3H216ZM228 1H229V0H228ZM231 1H233V0H231ZM234 1H235V0H234ZM237 1H239V0H237ZM248 1H249V0H248ZM255 1H256V0H255ZM257 1H258V0H257ZM257 1H256V3L258 4ZM262 1H263V0H262ZM84 2H88V1L86 0V1H84ZM120 2H121V1H120ZM165 2H166V0H165ZM170 2H171V1H170ZM176 2H179V1H176ZM246 2H247V1H246ZM252 2H253V0H252ZM252 2H251V3H252ZM76 3H77V2H76ZM89 3H90V2H89ZM89 3H86V4H89ZM116 3H117V2H116ZM118 3H119V2H118ZM163 3H164V2H163ZM174 3H175V1H174ZM189 3H190V2H189ZM227 3H228V2H227ZM231 3H232V2H231ZM244 3H245V2H244ZM251 3H248V4L250 5ZM260 3H262L261 0H260ZM92 4H93V3H92ZM114 4H115V2H114ZM119 4H120V3H119ZM160 4H161V3H160ZM165 4H167V3H165ZM178 4H179V3H178ZM180 4H181V3H180ZM184 4H185V3H184ZM217 4H218V3H217ZM224 4H225V2H224ZM232 4H233V3H232ZM241 4L243 5V2H242ZM241 4L239 3L238 5L241 6ZM263 4H264V3H263ZM263 4H262V5H263ZM90 5H91V4H90ZM93 5H94V4H93ZM163 5H164V4H163ZM167 5H168V6L170 5L169 2H168ZM173 5H174V4H173ZM182 5H183V4H182ZM230 5H231V4H230ZM233 5H234V4H233ZM235 5H236V4H235ZM253 5H254V3H253ZM255 5H256V4H255ZM168 6H166V7L168 8ZM178 6H179V5H178ZM192 6H193V5H192ZM227 6H228V5H227ZM45 7H46V6H45ZM122 7H123V6H122ZM161 7H162V6H161ZM169 7H170V6H169ZM181 7H182V6H181ZM234 7H235V6H234ZM242 7H243V6H242ZM242 7L240 8L241 10H242ZM250 7H251V6H250ZM172 8H174V7H172ZM177 8L180 9V6L177 7ZM190 8L192 9V7H190ZM255 8H256V7H255ZM255 8H254V9H255ZM259 8H260V7H259ZM156 9H157V8H156ZM158 9H159V8H158ZM183 9H184V11H185V10H186V11L188 10V9L186 8V6H185V8H183ZM183 9H181V10H183ZM221 9H222V7H221ZM238 9H239V8H238ZM244 9H245V8H244ZM247 9H249V8H247ZM170 10H172V9H170ZM170 10H169V11H170ZM228 10H230V9H228ZM234 10H235V9H234ZM236 10H237V9H236ZM255 10H256V9H255ZM41 11H42V10H41ZM44 11H45V10H44ZM162 11H163V12L160 11V14L162 13V15H159V12H158V20H159V21L155 20V21H157V23H156L157 25H155V23H153V21H152L153 24L149 25V23H148L149 20L147 19V20H146V21H147V24L145 25V23H146V22H145V23H144V26L146 27L147 25H149V27H147V28L149 29V28H153V27L159 26V25H158V22H163V21H165V22H166V25H167L166 27L170 28L171 25L168 24V23H170L169 21H171L172 18H171V17H168V16H167V18L164 17V16H166L165 13L168 14L169 11L166 12L167 9H166V11H165V10H162ZM164 11H165V12H164ZM172 11H173V10H172ZM184 11H182V12H184ZM186 11H185V12H186ZM193 11H194V10H193ZM222 11H223V9H222ZM231 11H232V10H231ZM246 11H248V10H246ZM252 11H253V10H252ZM259 11H260V10H259ZM45 12H46V11H45ZM118 12H119V11H118ZM175 12H176V11H175ZM194 12H195V11H194ZM233 12H234V11H233ZM238 12H239V10H238ZM40 13H41V12H40ZM42 13H43V12H42ZM47 13H48V12H47ZM107 13H109V11H107ZM163 13L165 14L164 16H163ZM172 13H174V11H173ZM186 13H187V12H186ZM186 13H184V14H186ZM231 13H232V12H231ZM231 13H230V14H231ZM236 13H237V11H236ZM119 14H121V13H119ZM177 14H178V12H177ZM238 14H239V13H238ZM240 14H242V13H240ZM243 14H244V13H243ZM243 14H242V15H243ZM1 15H2V14H1ZM111 15H112V14H111ZM121 15H122V14H121ZM181 15L183 16L182 13H181ZM181 15H179V16H181ZM187 15H188V14H187ZM189 15H190V14H189ZM189 15H188V17H189ZM3 16H5V15H3ZM40 16H41V15H40ZM43 16H44V14H43ZM45 16H46V15H45ZM113 16H114V15H113ZM117 16H118V15H117ZM159 16H160V17H159ZM174 16H175V15H174ZM174 16H173V18H174ZM177 16H178V15H177ZM179 16H178V17H179ZM5 17H6V16H5ZM47 17H48V16H47ZM121 17H122V16H121ZM175 17H176V16H175ZM184 17H185V16H184ZM184 17H182V19H185V18H186V17H185V18H184ZM261 17H262V16H261ZM0 18H1V17H0ZM2 18H3V17H2ZM119 18H120V16H119ZM123 18H125V17H123ZM180 18H181V17H180ZM3 19H4V18H3ZM155 19H157V17H155ZM174 19H175V18H174ZM186 19H187V18H186ZM186 19H185V20H186ZM125 20H126V19H125ZM128 20H129V19H128ZM137 20H138V19H137ZM175 20H176V19H175ZM177 20H178V19H177ZM180 20H181V19H180ZM261 20H263V19H261ZM122 21H124V20H122ZM126 21H127V20H126ZM132 21L135 22L134 20H132ZM144 21H145V20H144ZM150 21H151V20H150ZM155 21H154V22H155ZM211 21H213V20H211ZM6 22H7V21L5 20L4 24H5ZM182 22H184V21H182ZM185 22H186V21H185ZM214 22H215V20H214ZM127 23H128V22H127ZM127 23H126V25H129V24H127ZM136 23H137V22H136ZM171 23H172V22H171ZM142 24H143V23H142ZM162 24H165V23L163 22ZM162 24H161V25H162ZM132 25L134 26V24H132ZM132 25H131V26H132ZM176 25H178V24H176ZM212 25H213V24H212ZM0 26H1V25H0ZM133 26H132V27H133ZM138 26H139V25H138V23H137V27H138ZM140 26H141V25H140ZM172 26H173V25H172ZM214 26H215V25H214ZM217 26H218V24H217ZM95 27H96V26H95ZM128 27H129V26H128ZM132 27H131V28H132ZM142 27H143V26H142ZM178 27H179V26H178ZM183 27H184V26H183ZM218 27H219V26H218ZM140 28H141V27H138V30H139ZM163 28H164V27H163ZM172 28H173V27H172ZM219 28H220V27H219ZM155 29H156V28H155ZM157 29H158V27H157ZM178 29H179V28H178ZM178 29H176V30L178 31ZM226 29H227V28H226ZM262 29H263V27H261V26H260V27H256L255 30L251 31V36H250V37H251V38L254 37V39H255V38H258V35L261 36V35L264 33V32H262ZM151 30H152V29H151ZM153 30H154V29H153ZM160 30H162V28H161ZM169 30H170V29H169ZM173 30H174V29H173ZM173 30H172V31H173ZM199 30H200V29H199ZM249 30H250V29H249ZM135 31H136V30H135ZM135 31H133V32H135ZM142 31H143V30H140V32H142ZM170 31H171V30H170ZM235 31H236V30H235ZM128 32H131V31L128 30ZM145 32H146V31H145ZM158 32H159V31H158ZM233 32H234V31H232L231 33H233ZM238 32H239V31H238ZM238 32H236V33H238ZM240 32H241V31H240ZM249 32H250V31H249ZM136 33H139V32H135V34H136ZM148 33H149V32H148ZM154 33H155V32H154ZM156 33H157V32H156ZM161 33H162V32H161ZM163 33H165V30H164ZM167 33H169L168 30H167V32H166V37H167ZM173 33H174V35L176 34L175 31H173ZM173 33H170V35H171V34L173 35ZM247 33H248V31H247ZM130 34H133V33H130ZM150 34H151V31H150ZM159 34H160V33H159ZM178 34H179V31H178ZM178 34H177V35H178ZM183 34H184V33H183ZM200 34H201V33H200ZM238 34H239V33H238ZM125 35H126V34H125ZM125 35H124V37H126ZM148 35H149V34H148ZM151 35H152V34H151ZM155 35H156V34H155ZM160 35H161V34H160ZM164 35H165V34H164ZM168 35H169V34H168ZM172 35H171V36H172ZM174 35H173V36H174ZM181 35H182V33H181V31H180V36H181ZM202 35H203V34H202ZM209 35H210V34H209ZM209 35H208V36H209ZM243 35H244V34H243ZM249 35H250V34H248V36H249ZM118 36H119V35H118ZM120 36H121V35H120ZM128 36H129V35H128ZM130 36H132V35H130ZM136 36L139 38V35L136 34ZM144 36H145V35H144ZM144 36H143V37H144ZM158 36H159V35H158ZM162 36H163V35H162ZM171 36H169L168 39H171V38L173 37V36H172V37H171ZM239 36H240V35H239ZM260 36H259V38H260ZM133 37H134V36H133ZM133 37H132V38H133ZM141 37H142V36H141ZM150 37H151V36L149 35V38H150ZM154 37H155V36H154ZM156 37H157V36H156ZM156 37H155V38H156ZM170 37H171V38H170ZM175 37H176V36H175ZM175 37H173V38H175ZM205 37H206V36H205ZM217 37H218V36H217ZM118 38H120V37H118ZM146 38H147V37H146ZM152 38H153V37H152ZM155 38H154V39H155ZM161 38H162V37H161ZM262 38L264 39V37H262ZM136 39H137V38H136ZM140 39H141V38H140ZM156 39H157V38H156ZM158 39H159V38H158ZM162 39H163V38H162ZM165 39H166V38L164 37L163 40H165ZM254 39H253V40H254ZM124 40H125V39H124ZM126 40H127V39H126ZM137 40H138V39H137ZM151 40H152V39H151ZM163 40H162V41H163ZM253 40H252V39H248V38H246L245 35H244L240 41H243V43H245V44L249 43V44H247L246 46H244V44H243L244 47H247L248 45L250 46V42H251V41L253 42ZM255 40H256V39H255ZM257 40H258V39H257ZM257 40H256V41H257ZM131 41H132V40H131ZM134 41H135V40H134ZM138 41H139V40H138ZM144 41H145V40H144ZM147 41H148V39H147ZM147 41H146V42H147ZM204 41H205V40H204ZM210 41H211V40H210ZM240 41H239V42H240ZM262 41H263V40H261L260 42H262ZM136 42H137V41H136ZM149 42H150V40H149ZM152 42H153V41H152ZM154 42H155V41H154ZM157 42H159V41L157 40ZM164 42L166 43L167 41H164ZM252 42H251V43H252ZM142 43H143V42H142ZM144 43H145V42H144ZM159 43H160V42H159ZM165 43H164V44H165ZM170 43H171V42H170ZM240 43H242V42H240ZM255 43H257V42H255ZM101 44H102V46L104 45L103 43H101ZM107 44H108V43H107ZM109 44H110V43H109ZM109 44H108V45H109ZM127 44H128V43H127ZM132 44H133V43H132ZM135 44H136V43H135ZM135 44H134V45H135ZM137 44H139V43H137ZM147 44H149V43L147 42ZM157 44H158V43H157ZM164 44H163V46H164ZM167 44H168V43H167ZM258 44H259V43H257V45H258ZM260 44L262 45V43H260ZM263 44H264V43H263ZM129 45H130V44H129ZM142 45H143V48H144V44H142ZM154 45H155V44H154ZM169 45H170V44H169ZM169 45H167V46H169ZM254 45H255V44H254ZM149 46H150V45H149ZM157 46L159 47L160 45H157ZM163 46H162V47H163ZM196 46H197L196 44H191V43L188 44L187 42H186L185 44H182V45H178V44L173 45V44L171 43L169 49H170V51H171V50H175V51H183V52H185L184 49H185V50L187 49V50L189 51V49H193V48L195 49ZM249 46H248V47H249ZM251 46H253V45H251ZM251 46H250V47H251ZM255 46H256V45H255ZM255 46H253V47H255ZM137 47H138V46H137ZM141 47H142V46H141ZM155 47H156V46H155ZM155 47H154V48H155ZM160 47H161V46H160ZM162 47H161V48H162ZM250 47H249V48H250ZM256 47H257V46H256ZM258 47H261V46H258ZM258 47H257V48H258ZM49 48H50V47H49ZM200 48H201V47H200ZM202 48H203V47H202ZM236 48H237V47H236ZM236 48H235V49H236ZM242 48H243V47H242ZM158 49H159V48H158ZM162 49L165 50V48H162ZM162 49H161V50H162ZM194 49H193V50H194ZM199 50H200V49H199ZM199 50H198V52L196 51L197 54H198V53H201ZM202 50H203V49H202ZM202 50H201V51H202ZM206 50H207V49H206ZM240 50H241V49H240ZM242 50H243V49H242ZM246 50H247V49H246ZM260 50H261V49H260ZM138 51L140 52V50H138ZM147 51H148V50H147ZM218 51H219V50H218ZM250 51H251V50H250ZM261 51H262V50H261ZM133 52H134V51H133ZM148 52H149V51H148ZM216 52H217V51H216ZM219 52H220V51H219ZM244 52H245V51H244ZM134 53H135V52H134ZM185 53H186V52H185ZM194 53H195V52H194ZM236 53H237V52H236ZM241 53H243V52H241ZM247 53H248V52H247ZM249 53H250V52H249ZM249 53H248V54H249ZM136 54H137V53H136ZM217 54L220 55L219 53H217ZM221 54H223V53H221ZM245 54H246V53H245ZM131 55H132V54H131ZM215 55H216V54H215ZM215 55H213V56H215ZM224 55H225V54H224ZM240 55H241V54H240ZM242 55H243V54H242ZM263 55H264V54H263ZM78 56H79V55H78ZM78 56H77V57H78ZM149 56H150V55H149ZM177 56L179 57V53H178V55H177V54H176V55H171V59H172L173 57H176V59H175V58H174V59L177 61ZM193 56H194V55H193ZM196 56H197V55H196ZM249 56H250V55H249ZM87 57H88V56H87ZM133 57H135V56H133ZM185 57H186V56H185ZM187 57H188V56H187ZM205 57H206V56H205ZM225 57H226V56H225ZM244 57H245V56H244ZM83 58H84V57H83ZM136 58H137V60H138V62L136 61V62L138 63L137 68H138V70H140L138 73H140V72L142 73L143 71L145 72V71L147 70V66H148V65H147L148 62L146 61V59L149 58V57H148L145 53H142V52H141L140 54H139V53L137 54V57H136ZM181 58H183V57H181ZM181 58H180V59H181ZM209 58H212V56H209ZM213 58H214V57H213ZM213 58L210 59V60H214ZM174 59H173V60H174ZM180 59H179V62L182 63L183 61L180 60ZM207 59H208V55H207ZM149 60H150V58H149ZM154 60H155V59H154ZM156 60H157V58H156ZM205 60H206V59H205ZM40 61H41V60H40ZM87 61H88V60H87ZM121 61H122V60H121ZM151 61H152V60H151ZM151 61H150V62H151ZM176 61H175V62H176ZM185 61H186V60H185ZM185 61H184L183 63H186ZM194 61H195V60H194ZM194 61H193V62H194ZM218 61H219V60H218ZM263 61H264V60H263ZM38 62H39V61H38ZM45 62H46V61H45ZM54 62H55V61H54ZM70 62H71V61H70ZM70 62H69V63H70ZM83 62H84V59L81 58V59H79V60L77 61V63L74 62V64H72L71 66H69L68 69H66V68H64V67L61 68L62 70L64 69V71H62L63 74H64V75L62 74V77H63V78L60 77V81H62L61 79H63V81L61 82L62 85H63V88H66V87L68 86L69 88L71 87V90H72V88L74 89V88L76 87V88H78L77 90L79 91V93L85 91L84 88H83V86H82V85H84V84H83V83H82V84H81V83L79 84V83L77 82L76 78L73 77V75L75 76L77 73H79L80 71H82V70L86 67V66L84 67ZM85 62H86V60H85ZM129 62H130V61H129ZM132 62H133V60H132ZM152 62H153V61H152ZM152 62H151V63H152ZM214 62H215V61H214ZM214 62H212V63H214ZM216 62H217V61H216ZM245 62H246V61H245ZM261 62H262V61H261ZM40 63H41V62H40ZM49 63L51 64V62H49ZM71 63H73V62H71ZM88 63H89V62H88ZM111 63H113V62H111ZM121 63H123V62H121ZM159 63H160V62H159ZM176 63H177V62H176ZM180 63H179V64H180ZM204 63H205V62H204ZM210 63H211V62H210ZM210 63H207V64L210 65ZM212 63H211V64H212ZM241 63H242V62H241ZM45 64H46V63H45ZM56 64H57V63H56ZM56 64H55V65H56ZM58 64H59V63H58ZM84 64H85V63H84ZM119 64H120V63H119ZM149 64H150V63H149ZM155 64L157 65L156 62H155ZM160 64H161V63H160ZM189 64H190V63H188V65H189ZM207 64H205V65H207ZM215 64H216V63H215ZM38 65H40V64H38ZM41 65H42V64H41ZM46 65H47V64H46ZM53 65H54V64H53ZM120 65H121V64H120ZM156 65H155V67H156ZM161 65H162V64H161ZM161 65H160V66H161ZM186 65H187V64H186ZM200 65H201V64H200ZM203 65H204V64H203ZM219 65H220V64H219ZM263 65H264V64H263ZM58 66H59V68H60V64H59ZM65 66H68V64L65 65ZM152 66L154 67V65H152ZM173 66H174V65H173ZM175 66H176V65H175ZM178 66H179V65H178ZM178 66H177V69L180 68V67H178ZM210 66H211V65H210ZM39 67H40V66H39ZM48 67H50V66H48ZM55 67H56V66H55ZM108 67H109V66H108ZM111 67L114 68L113 66H111ZM120 67H122V66H120ZM255 67H257V66H255ZM262 67H263V66H262ZM53 68H54V67H53ZM57 68H58V67H57ZM148 68H149V67H148ZM164 68L166 69V66H165ZM204 68H205V66H204ZM204 68H203V69H204ZM211 68H213V67H207L206 69H204V70H202V71L200 72V73H201V76H202L203 79H205V80H206V79H210V80H211L212 78H215V79H217L216 81L224 80V79H222L223 77H225L224 75L219 74L220 72L218 73L217 70H215V69H211ZM217 68H218V67H217ZM217 68H216V69H217ZM258 68H261V67H258ZM263 68H264V67H263ZM46 69H47V67H46ZM130 69H131V68H130ZM133 69H134V68H133ZM159 69H160V68H159ZM161 69H162V66H161ZM170 69H171V67H170ZM184 69H185V68H184ZM186 69H188V68H186ZM186 69H185V70H186ZM51 70H52V69H51ZM51 70H50V71H51ZM57 70H58V69H57ZM104 70H106V72L108 73V76L111 75L110 77H112V79L110 80L111 82L108 81V80H105V81L103 80L104 82L107 81V85H109V82H110V84H112L113 86H127L125 82H124V84H123V83H122L123 81L118 80L119 78L116 79V76L118 75L116 72L114 73L113 70H111V69H109V68H107V67H106ZM121 70H122V69H121ZM152 70H153V69H152ZM157 70H158V68H157ZM157 70H156V71H157ZM174 70H175V69H174ZM180 70H181V69H180ZM188 70H190V69H188ZM41 71H42V70H41ZM45 71H46V70H45ZM54 71H56V70H54ZM84 71H85V69H84ZM119 71H120V70H119ZM122 71H123V70H122ZM126 71L129 72V68H128V69L126 68V69H125V72H126ZM182 71H183V69H182ZM182 71H181V72H182ZM219 71H220V70H219ZM42 72H43V71H42ZM117 72H118V71H117ZM120 72H121V71H120ZM144 72H143V73H144ZM161 72H162V71H161ZM184 72H185V71H184ZM187 72H188V71H187ZM54 73H55V72H54ZM57 73H58V72H57ZM80 73H81V72H80ZM83 73H84V72H83ZM90 73H91V72H90ZM90 73H87V74H86V72H85V75H86V77L88 76V78L91 79V77L94 76V75H93V74H90ZM104 73H105V72H104ZM122 73H123V72H122ZM134 73H135V72H134ZM157 73H158V72H157ZM185 73H186V72H185ZM189 73H191V72H189ZM189 73H188V74H189ZM192 73H193V72H192ZM194 73H195V72H194ZM200 73L198 72V74H200ZM44 74H45V73H44ZM50 74H51V73H50ZM50 74H48V75H50ZM60 74H61V73H60ZM98 74H99V73H98ZM109 74H110V75H109ZM119 74H120V73H119ZM124 74H125V73H124ZM131 74L133 75V73H131ZM144 74H146V73H144ZM180 74H181V73H180ZM186 74H187V73H186ZM188 74H187V76H188ZM263 74H264V73H263ZM40 75H41V74H40ZM40 75H39V76H40ZM42 75H43V74H42ZM58 75H59V74H58ZM77 75H78V74H77ZM91 75H92V76H91ZM127 75H129V74H127ZM140 75H141V74H140ZM189 75H190V74H189ZM152 76H153V75H152ZM199 76H200V75H199ZM201 76H200L199 78H201ZM222 76H223V77H222ZM261 76H262V75H261ZM263 76H264V75H263ZM263 76H262V77H263ZM49 77H50V76H49ZM52 77H53V75H52ZM55 77L57 78V76H55ZM96 77H97V76H96ZM126 77H127V76H126ZM128 77H129V76H128ZM134 77H135V76H134ZM138 77H139V76H138ZM146 77H147V76H146ZM146 77H145V78H146ZM184 77H185V76H184ZM189 77H192V74H191V76H189ZM194 77H195V76H194ZM255 77H256V76H255ZM45 78L47 79L48 77L46 76ZM93 78H94V77H93ZM108 78H109V77H108ZM145 78H144V79H145ZM155 78H156V77H155ZM192 78H193V77H192ZM197 78H198V77H197ZM202 78H201V79H202ZM247 78H248V77H247ZM252 78H253V77H252ZM252 78H251V79H252ZM259 78H260V77H259ZM28 79H30V77H28ZM50 79H51V78H50ZM96 79H98V78H96ZM109 79H110V78H109ZM190 79H191V78H190ZM215 79H214V80H215ZM256 79H257V78H256ZM25 80H26V79H25ZM53 80H54V79H52V81H53ZM137 80H138V79H137ZM141 80H142V77H141ZM141 80H140V83H137V82L135 83V82H134L135 84H134V83H133V84H134V85H142V84L144 85V84H148L147 81H149V79H147V81H144L145 83L142 82L143 80H142V81H141ZM145 80H146V79H145ZM214 80H212L211 82L213 83ZM244 80H245V79H244ZM254 80H255V79H254ZM23 81H24V80H22V82H23ZM47 81H48V80H47ZM52 81H51V82H52ZM120 81H121V82H120ZM188 81H189V80H188ZM190 81H191V80H190ZM196 81H197V80H196ZM203 81H204V80H201V82H203ZM233 81H234V78H233ZM246 81H247V80H246ZM249 81H250V80H249ZM252 81H253V80H252ZM24 82H26V81H24ZM28 82H29V80H28ZM150 82H152V81H150ZM150 82H149V83H150ZM199 82H200V81H199ZM201 82H200V83H201ZM205 82H206V81H205ZM208 82H209V80H208ZM222 82H224V81H222ZM254 82H255V81H254ZM263 82H264V81H263ZM20 83H21V82H20ZM85 83H86V82H85ZM87 83H88V82H87ZM100 83H101V85H102V84L104 85L103 82H100ZM237 83H238V82H237ZM239 83H243V82H239ZM244 83H245V81H244ZM248 83H249V82H248ZM250 83H251V82H250ZM14 84H15V83H14ZM26 84H27V83H26ZM26 84H25V85H26ZM57 84H59V83H57ZM88 84H89V83H88ZM91 84H92V83H91ZM133 84H132V86H134ZM150 84H151V83H150ZM184 84H185V83H184ZM194 84H195V83H194ZM209 84H210V83H209ZM263 84H264V83H263ZM10 85H11V84H10ZM20 85H21V84H20ZM20 85L18 84V87H19ZM23 85H24V84H23ZM23 85H22V86H23ZM52 85H53V84H52ZM77 85H78V86H77ZM129 85H131V84H129ZM196 85H197V84H196ZM196 85H195V87H196ZM207 85H208V84H207ZM211 85H212V84H211ZM232 85H234V84H232ZM243 85H244V84H243ZM252 85H253V84H252ZM259 85H260V84H259ZM8 86H9V85H8ZM22 86H21V88H23ZM29 86H30V85H29ZM50 86H51V84H50ZM50 86H48V87H50ZM64 86H65V87H64ZM84 86H86V87H85L86 90L88 89L87 91H89V89H90L89 86H90V85H86V84H85ZM92 86H93V85H92ZM200 86H202V83H201ZM244 86H245V85H244ZM261 86H262V85H261ZM263 86H264V85H263ZM9 87H10V86H9ZM12 87H13V86H12ZM26 87L28 88V84L26 85ZM59 87H60V86H59ZM68 87H67V88H68ZM87 87H88V88H87ZM97 87H98V86H97ZM184 87H186V86H184ZM188 87H190V86H188ZM208 87H209V86H208ZM208 87L206 86L207 89H205V90H208ZM233 87H234V86H233ZM16 88H17V87H16ZM27 88L19 89V94H20V93H24L23 91H25V89H27ZM103 88H104V87H103ZM103 88H102V89H103ZM105 88H106V87H105ZM124 88H125V87H124ZM137 88H138V87H137ZM197 88H198V87H197ZM201 88H203V87H201ZM201 88H200V89H201ZM209 88H211V87H209ZM258 88H259V87H258ZM14 89H15V88H14ZM17 89H18V88H17ZM49 89H50V88H49ZM120 89H121V87H120ZM147 89H148V88H147ZM147 89H146V88H143V87H140L139 90L137 89V92H136V93H130L129 91H124V92H120V91H119L120 93H118V94L115 95L116 104H115V103L113 104V102H112V104L110 103L111 105H109V106H107V107H106V105H108V104H106V105H104L105 103H104L103 105H101L100 103L98 104V102H100V101L96 102L98 98L94 99V98L92 97L93 95H97L96 92H97L98 88H97L96 92H95V90L93 91L92 89H90V90H92V91L95 93V94H94V93H92L91 91H89V92L92 93V96L89 95L90 93H87V94H86L85 92H84V95H80L79 93H78V95H75V94H76V89H75V94H73L72 91H71L70 89H69V90H66V91H65V89H63V90H64V91L62 92L63 97H64L68 102H67V103H64V101H65V100H64V101H63V104L61 103L63 106H62V105H59V106L57 105L58 107H56L55 104H52V105L55 106V108H57V111H56V112L58 113V117H57V116H56V117H57L58 119H60L61 117H63V122H62V123H63V130H62V132H63V133H66V134H67V132H66V127H67V125H69V123H71V122L73 123V121H74V123H75L76 120H74V119H75V118L77 119V118H78V115L80 116L81 114H87V113L90 112V111H92V112L96 115V117H97V123L99 124L97 127L100 126V132L102 133V136H100V138H101L100 141L98 140V141H95V142H94V140H93L94 145H92V148L90 147V152H89L88 154H90V159H91V163H90V164H91V165L88 164V167H87V169H86L87 172H88V171L91 172V170H92L91 168H93V167L95 168L96 166H98V167H96V170H97V169L99 168V165H101L102 168H106V169H107V167H108V168H109V171L112 172V170H114L113 168H114V165H115L116 163H114V164L111 165V162H112V160H113L114 162H117V160L115 161L114 157H116V158L118 159V161H119L120 159H121V160H124L123 158H125L124 155H125L126 152L129 154V152H128V149H129V148H128L127 145H125L126 141H127V140L129 141L131 137L134 138V137H133V134H136L135 132H136L137 130H141V129H140L141 127L143 128V127L145 126V124H148V123L151 122V117H150V116H151V114L154 112V111H153L154 108H153V109H152L153 112L150 113V112H151V107H153L152 105H155L156 107H157V106L160 107L161 104H162V105H167V106H168L169 104L173 103V101H175V100H174L175 98H177V97H175L173 100H172V99L170 100V99H168V97H167V101H164V102H163V99H162L161 97H164V96H159L158 93L156 94L157 96H155V94L153 93V94H154V96H153L152 93H151L152 91H151V90H150V91H147ZM186 89H187V88H186ZM200 89H198V90H200ZM203 89H204V88H203ZM8 90H9V88H8ZM8 90H7V91H8ZM11 90H13V89H11ZM104 90H105V89H104ZM104 90H103V91H104ZM107 90H108V89H106V91H107ZM112 90H113V88H112ZM124 90H125V89H124ZM127 90H128V89H127ZM129 90H130V89H129ZM193 90H195V88L192 89V91H193ZM198 90L196 89V92H197ZM201 90H202V89H201ZM205 90H204V93H205ZM218 90H219V91H218ZM15 91L17 92L16 89H15ZM28 91H29V90H28ZM78 91H77V92H78ZM109 91H110V89H109ZM113 91H114V90H113ZM156 91H158V90H156ZM156 91H155V93H156ZM202 91H203V90H202ZM210 91H211V90H210ZM213 91H214V90H213ZM213 91H212V92H213ZM217 91H218V92H217ZM11 92H12V91H11ZM52 92H53V90H52ZM52 92H51V93H52ZM131 92H132V91H131ZM153 92H154V91H153ZM190 92H191V91H190ZM194 92H195V91H194ZM199 92H200V91H199ZM212 92H211V93H212ZM219 92H221L220 89H217V90H216V93L214 92L216 95H213V96H215V97L218 98L219 96H217V95L219 94ZM222 92H223V91H222ZM25 93H26V92H25ZM51 93H50V94H51ZM99 93H100V92H99ZM113 93H114V92H113ZM116 93H117V92H116ZM197 93H198V92H197ZM202 93H203V92H202ZM204 93L201 94V98L203 97V100H204V99L206 100V98H207L209 95L206 97V95H205ZM214 93H213V94H214ZM217 93H218V94H217ZM33 94H34V93H33ZM62 94H61V95H62ZM81 94H82V93H81ZM101 94H103V93H101ZM159 94H160V92H159ZM170 94L172 95V93H170ZM12 95H13V94H12ZM54 95H55V94H54ZM61 95H60V97H61ZM79 95H80V98H79V100H78L79 102H77V98H78L77 96H79ZM99 95H100V94H99ZM192 95H194V94H192ZM192 95H191V96H192ZM16 96H17V94H16ZM19 96H20V95H19ZM21 96H22V95H21ZM48 96H49V95H48ZM51 96H52V95H50V97H51ZM106 96H107V95H106ZM111 96H112V93H111ZM168 96H169V95H168ZM173 96H174V95H173ZM24 97H25V96H24ZM50 97H49V99H50ZM94 97H96V96H94ZM98 97H99V96H98ZM107 97H108V96H107ZM112 97H113V96H112ZM169 97H170V96H169ZM209 97H211V96H209ZM220 97H221V95H220ZM22 98H23V97H22ZM57 98H58V97H57ZM102 98H103V97H102ZM104 98H105V96H104ZM108 98H109V97H108ZM164 98H165V97H164ZM190 98H191V97H190ZM190 98H189L188 100H190ZM199 98H200V97H199ZM199 98H198V99H199ZM211 98H212V97H211ZM211 98H210V99H211ZM217 98H216V99H217ZM224 98H225V97H224ZM52 99H53V98H52ZM80 99H81V100H80ZM113 99H114V98H113ZM155 99H157L156 101H158V102H156L155 104H152V103H153V100H155ZM178 99H179V98H178ZM192 99L195 101V98H192ZM218 99H220V98H218ZM17 100H18V99H17ZM55 100H56V99H55ZM55 100H54V101H55ZM62 100H63V99H62ZM98 100H99V99H98ZM101 100H102V99H101ZM164 100H166V99H164ZM168 100H169L171 103L169 102V104H168ZM179 100H180V99H179ZM188 100L186 99V102H188ZM193 100L191 101V103L193 102ZM0 101H1V100H0ZM19 101H20V100H19ZM45 101H46V100H45ZM54 101H53V102H54ZM177 101H178V100H177ZM177 101H176V102H177ZM207 101H208V100H207ZM212 101H213V100H212ZM219 101H220V100H219ZM219 101H218V102H219ZM243 101H245V100H243ZM243 101H242V103H243ZM247 101H248V100H247ZM17 102H18V101H17ZM48 102H49V101H48ZM60 102H61V101H60ZM71 102H73V103L75 104V106H73V105H72L73 103L71 104ZM154 102H155V101H154ZM196 102H197V103H198V102L200 103V101H198V100H196ZM203 102H204V101H203ZM221 102H222V101H221ZM231 102H232V101H231ZM27 103H28V102H27ZM46 103H47V102H46ZM51 103H52V102H51ZM51 103H50V104H51ZM101 103H102V102H101ZM157 103H161V104H160V105H156ZM177 103H178V102H177ZM179 103H180V102H179ZM181 103H182V101H181ZM183 103H184V102H183ZM183 103H182V104H183ZM188 103H190V101H189ZM188 103H186L187 106L192 105L191 103L188 105ZM201 103H202V99H201ZM228 103H230V102H228ZM234 103H235V102H234ZM15 104H16V103H15ZM59 104H60V103H59ZM70 104H71L72 106H71ZM130 104H131L132 106H130ZM174 104H176V103H174ZM193 104L195 105V102H194ZM235 104H236V103H235ZM238 104H239V103H238ZM46 105H48V104H46ZM46 105H45V106H46ZM139 105H140V106H141V105H144V107L146 106V108H148V109L146 110L147 112L144 110V107H143L142 110H141V108H140V110H139V107H138ZM162 105H161V106H162ZM171 105H172V104H171ZM171 105L168 106L169 109H168L167 106L165 107V109H167V111L170 110V106H171ZM177 105H178V104H177ZM179 105H180V104H179ZM186 105L184 104V106H186ZM199 105H201V104H199ZM243 105H244V103H243ZM18 106H19V104H18ZM23 106H24L23 108H25V105H23ZM27 106H28V105H27ZM54 106H52L53 109H54ZM175 106H176V105H175ZM184 106H180V107H184ZM195 106H196V105H195ZM233 106L236 107L237 105L235 106V105L233 104ZM233 106H232V105H229V107H228V105H227V107H228V111L225 112V113H223V114H221L222 117H223V119L219 120V121L217 122L218 125H216L219 129H220V127H222V128H224V129H222V130L224 131V130H226L225 128L228 129V128L232 127V125L234 126V123L237 122V121L240 119V118H238V109H239V108H238V109H237V108L234 109ZM48 107H49V106H47V108H48ZM52 107H51V105H50L49 108H52ZM141 107H142V106H141ZM159 107H157L156 110H157V114L159 113V115H160V112H163L164 109H163V111H162V107H160V108H159ZM163 107H164V106H163ZM171 107H172V109H173L174 106H171ZM180 107L176 106V110L180 109ZM237 107H238V106H237ZM241 107H242V106H241ZM241 107H240V108H241ZM158 108H159V109H158ZM174 108H175V107H174ZM177 108H178V109H177ZM184 108H185V107H184ZM199 108H200V106L198 107V112H199V114H200L201 112H200ZM25 109H26V108H25ZM172 109H171V111H172ZM17 110H18V109H17ZM26 110H27V109H26ZM158 110H161V111L159 112ZM183 110H184V109H183ZM18 111H19V110H18ZM29 111H30V110H29ZM49 111H50V110H49ZM51 111H52V110H51ZM22 112H23V110H22ZM26 112H27V111H26ZM45 112H46V111H45ZM52 112H53V111H52ZM54 112H55V111H54ZM54 112H53V114H54ZM169 112H170V111H169ZM175 112H176V111H175ZM180 112H181V111H180ZM180 112H179V115H181ZM185 112H186V111H185ZM198 112H197V113H198ZM208 112H210V111H208ZM17 113H18V112H17ZM23 113H24V112H23ZM47 113H48V112H47ZM57 113H56V115H57ZM146 113H147V114H146ZM170 113H171V114H170ZM170 113L168 114V113H166V112L164 111V113H163L164 115H162V114H161V115H162L163 117H166L165 115H169V116H170V115H172V114H175V113H174V110H173V112H170ZM177 113H178V111H177ZM183 113H184V112H183ZM202 113H203V112H202ZM215 113H216V112H215ZM215 113H214V114H215ZM90 114H92V113H90ZM145 114L147 115L146 117H147V121H148V122L146 121L147 123L145 122L144 125H143V123L141 122L143 126L140 125V128H139V129H136V131L134 132L135 128H137V125H139L140 121H141L143 118H145V117H144ZM155 114H156V113H155ZM157 114H156L157 117H155V116L153 117V116H152V117H153V120H154V118H155V119L158 118L159 115H157ZM217 114H218V113H217ZM19 115H20V114H19ZM19 115H18V117H19ZM23 115H24V114H23ZM49 115H50V114H49ZM95 115H94V117H95ZM149 115H150V116H149ZM153 115H154V113H153ZM161 115H160V116H161ZM182 115H183V114H182ZM184 115H185V114H184ZM187 115H189V114H187ZM260 115H261V116H260ZM260 115H258L257 117L260 116V119H261V117H264V114H263V115L260 114ZM25 116H26V114H25ZM25 116H24V117H25ZM47 116H48V115H47ZM60 116H61V117H60ZM148 116H149L150 119L148 118ZM160 116H159V117H160ZM169 116H168V117H169ZM174 116H175V115H174ZM177 116H178V115H177ZM218 116H219V115H218ZM20 117H21V115H20ZM20 117H19V119H20ZM26 117L28 118V116H26ZM31 117H32V116H31ZM59 117H60V118H59ZM181 117H182V116H181ZM181 117H177V118H181ZM186 117H187V116H186ZM186 117H185V118H186ZM52 118H53V117H52ZM188 118H189V116H188ZM215 118H216V117H215ZM21 119H22V117H21ZM23 119H24V118H23ZM48 119H49V118H48ZM160 119H163V118L160 117L158 120H160ZM166 119H167L166 122H167V121L170 122L171 120H168V119H172V118H171V116H170V118H166ZM182 119H183V118H182ZM190 119H191V116H190ZM208 119H209V117H208ZM219 119H220V118H219ZM236 119H238V120H236ZM174 120H175V119H174ZM174 120L172 119V122H173V123H174L175 121H177L178 119L175 120V121H174ZM180 120H181V119H180ZM206 120H207V119H206ZM242 120H243V119H242ZM16 121H17V120H16ZM18 121H19V120H18ZM20 121H21V120H20ZM42 121H43V120H42ZM49 121H50V120H49ZM52 121H53V120H52ZM57 121H58V120H57ZM93 121H94V120H93ZM142 121H143V120H142ZM144 121H145V119H144ZM144 121H143V122H144ZM162 121H163V120H162ZM216 121H217V120H215V122H216ZM260 121H261V120H260ZM263 121H264V119H263ZM22 122H23V120H22ZM44 122H46V121H44ZM54 122H55V120H54ZM77 122H78V121H77ZM153 122H154V121H153ZM156 122H157V124H158V121H156ZM159 122H160V121H159ZM163 122H165V118H164V121H163ZM213 122H214V121H213ZM257 122H258V121H257ZM20 123H21V122H20ZM24 123H25V121H24ZM42 123H43V122H42ZM42 123H41V124H42ZM57 123H58V122H57ZM66 123H67V124H66ZM74 123H73V124H74ZM95 123H96V122H95ZM97 123H96V124H97ZM141 123H140V124H141ZM170 123H171V122H170ZM185 123H186V122H185ZM238 123H239V122H238ZM262 123H263V122H262ZM14 124H15V123H14ZM41 124H40V125H41ZM43 124H44V123H43ZM49 124H51V123L49 122ZM55 124H56V123H55ZM171 124H172V123H171ZM215 124H216V123H215ZM242 124H243V123H242ZM255 124H256V123H255ZM258 124H259V123H258ZM263 124H264V123H263ZM16 125H17V124H16ZM27 125H28V123H27ZM30 125H31V124H30ZM40 125H38V127H39ZM46 125H47V124H46ZM46 125H45V126H46ZM59 125H60V124H59ZM92 125H93V124H92ZM164 125H166V127H167L168 123H166V124H164ZM169 125H170V124H169ZM169 125H168V126H169ZM174 125H175V124H174ZM174 125H173L172 127H174ZM32 126H33V125H32ZM32 126H31V128L33 129ZM42 126H43V125H42ZM57 126H58V125H57ZM61 126H62V124H61ZM70 126H71V125H70ZM72 126H73V125H72ZM149 126H150V125H149ZM156 126H157V125H156ZM161 126H162V124H161ZM161 126L159 127V129L162 128L163 130H162V129H161V130L164 131V130H165V129H164L165 127H164V126L161 127ZM176 126H177V128H180V129H181L180 125H179V127H178V123H177ZM207 126H208V125H207ZM27 127H28V126H26V128H27ZM150 127H151V126H150ZM153 127H154V126H153ZM157 127H158V126H157ZM169 127H170V126H169ZM23 128H24V127H23ZM23 128H22V129H23ZM36 128H37V126H36ZM36 128H35V129H36ZM42 128H43V127H42ZM50 128H51V127H50ZM56 128H57V127H56ZM174 128H176V127H174ZM18 129H19V128H18ZM38 129H39V128H38ZM38 129H37V131H38ZM53 129H54V128H53ZM67 129H69V127H67ZM80 129H81V128H80ZM98 129H99V128H98ZM143 129H144V128H143ZM143 129H142V130H143ZM157 129H158V128H157ZM157 129H156V130H157ZM171 129H172V128H171ZM14 130H15V129H14ZM29 130L31 131V129H28V131H29ZM56 130H57V129H56ZM60 130H61V129H60ZM145 130H146V129H145ZM147 130H148V129H147ZM147 130H146V131H147ZM151 130H152V129H150V131H151ZM161 130H159V131H161ZM173 130H174V129H173ZM178 130H179V129H178ZM181 130H182V129H181ZM26 131H27V130H26ZM26 131H25V132H26ZM32 131H33V130H32ZM57 131H58V130H57ZM57 131H56V132H57ZM143 131H144V130H143ZM165 131H166V130H165ZM168 131L171 132L170 129H169ZM174 131H175L176 134H177V131H176V130H174ZM229 131H230V130H229ZM229 131H228V132H229ZM40 132H42V131H40ZM40 132H38V133H40ZM46 132H47V131H46ZM48 132H49V131H48ZM48 132H47V133H48ZM95 132H96V131H95ZM97 132H98V131H97ZM100 132H99V134H100ZM139 132H140V131H139ZM147 132H148V131H147ZM153 132H154V131H153ZM157 132H158V131H156V133H157ZM169 132H167V133H169ZM172 132H173V131H172ZM172 132H171V133H172ZM226 132H227V131H225V133H226ZM12 133H13V132H12ZM32 133H33V132H32ZM51 133H53V131H52ZM156 133L154 132V134H156ZM161 133H162V132H161ZM161 133L158 132V135L156 134V135H157V136H155L156 139H158V140L161 139V140H162V139H163L162 137H166V138H167V136H163V135H162V137H160L159 135H161ZM165 133H166V132H165ZM178 133H179V132H178ZM229 133H231V131H230ZM16 134H17V133H16ZM21 134H23V132H22ZM33 134H34V133H33ZM35 134H36V132H35ZM41 134H42V133H41ZM54 134H55V133H54ZM58 134H59V132H58ZM58 134H57V135H58ZM97 134H98V133H97ZM97 134H96V135H97ZM142 134H144V133H142ZM147 134H148V133H147ZM162 134H164V132H163ZM236 134H237V133H236ZM240 134H241V133H240ZM14 135H15V134H14ZM23 135H24V134H23ZM61 135H62V134H61ZM64 135H65V134H64ZM137 135H138V134H137ZM152 135H153V134H152ZM165 135H166V134H165ZM167 135H168V134H167ZM260 135H261V134H260ZM15 136H16V135H15ZM20 136H21V135H20ZM24 136H25V135H24ZM28 136H29V134L27 135L26 138H28ZM30 136H31V135H30ZM51 136H52V135H51ZM55 136H56V135H55ZM134 136H135V135H134ZM171 136H172V134H171ZM175 136H177V135H175ZM235 136H236V135H235ZM60 137H62V136H60ZM60 137H59V138H60ZM66 137L69 138V137H68V134H67V136H65V138H66ZM93 137H94V136H93ZM157 137H158V138H157ZM159 137H160V138H159ZM194 137H195V136H194ZM219 137H221V136H219ZM258 137H259V136H258ZM260 137H261V136H260ZM262 137H263V136H262ZM132 138H131V140H132ZM142 138H144V137H142ZM147 138H148V137H147ZM168 138H170V135H169ZM168 138H167V139H168ZM171 138H172V137H171ZM178 138H179V137H178ZM18 139H20V138H18ZM69 139H71V138H69ZM79 139H80V138H79ZM138 139H140V138H138ZM148 139H150V138H148ZM153 139H154V138H153ZM167 139H166V140H167ZM172 139H173V138H172ZM196 139H197V138H196ZM263 139H264V137H263ZM263 139H261V140H263ZM10 140H11V139H10ZM14 140H15V139H14ZM53 140H54V139H53ZM61 140H62V138H61ZM63 140H64V138H63ZM63 140H62V141H63ZM87 140H88V139H87ZM96 140H97V138H96ZM166 140H165V141H166ZM168 140H169V139H168ZM170 140H171V139H170ZM175 140H176V138H175ZM199 140H200V139H199ZM214 140H215V139H214ZM217 140H218V141H217ZM217 140H216V142H218V143L221 144V145L224 144V147H225V143H226V142L228 143V140H227V139H226L227 141H226L225 139H220V138H218ZM16 141H17V140H16ZM21 141H22V140H21ZM23 141H25V140H23ZM56 141H59V140H56ZM64 141H65V140H64ZM81 141H82V140H81ZM138 141H140V140H138ZM138 141H137V142H138ZM145 141H146V139H145ZM155 141H156V140H155ZM162 141H164V140H162ZM204 141L206 142L205 139H204ZM208 141H209V140H208ZM256 141H257V140H256ZM259 141H260V139H259ZM259 141H258V142H259ZM12 142H13V139H12ZM27 142H28V141H27ZM29 142H30V140H29ZM31 142H32V141H31ZM65 142H66V141H65ZM129 142H130V141H129ZM129 142H127V143H129ZM132 142H134V141L132 140ZM132 142H131V145L133 144ZM141 142H142V141H141ZM157 142H158V141H157ZM261 142H262V141H261ZM261 142H260L259 145H261ZM19 143H20V142H19ZM25 143H26V142H25ZM52 143H53V142H52ZM62 143H63V142H62ZM68 143H69V142H68ZM73 143H74V142H73ZM144 143H145V142H144ZM152 143H153V142H152ZM175 143H176V142H175ZM202 143H203V141H202ZM213 143H214V142H213ZM227 143H226V144H227ZM255 143H256V142H255ZM13 144H16V143H13ZM13 144H12V145H13ZM20 144H21V143H20ZM23 144H24V142H23ZM26 144H27V143H26ZM29 144H30V143H29ZM59 144L61 145V143H59ZM69 144H70V143H69ZM82 144H83V143H82ZM92 144H93V143H92ZM135 144H136V143H135ZM137 144H138V143H137ZM142 144H143V143H142ZM147 144H149V143H147ZM150 144H151V143H150ZM159 144L161 145V143H159ZM162 144L165 145V142H163ZM171 144H172V143H171ZM215 144H216V143H215ZM219 144H217V145H219ZM256 144H257V143H256ZM262 144H264V143H262ZM60 145H59V146H60ZM62 145H63V144H62ZM133 145H134V144H133ZM144 145H145V144H144ZM144 145H143V146H144ZM151 145H152V144H151ZM164 145H163V146H164ZM221 145H220V146H221ZM13 146H14V145H13ZM59 146H58V147H59ZM136 146H139V145H134V147H132V146H130V147H132V149H133V148H140V147H136ZM141 146H142V145H141ZM157 146H158V145H157ZM166 146H167V145H166ZM166 146H164V147H166ZM169 146H170V145H169ZM177 146H178V145H177ZM186 146H187V145H186ZM23 147H24V145H23ZM26 147H27V146H26ZM32 147H33V146H32ZM146 147L148 148V146H146ZM146 147L143 148V150H147ZM161 147H162V145H161ZM171 147H173V146H171ZM171 147H170V148H171ZM174 147H175V146H174ZM54 148H55V146H54ZM62 148H65V147H62ZM66 148H67V146H66ZM81 148H82V147H81ZM126 148H128V149L126 150ZM168 148H169V147H168ZM170 148H169V149H170ZM175 148H177V147H175ZM175 148H173V149L175 150ZM12 149H13V148H12ZM16 149H17V148H16ZM25 149H26V148H25ZM49 149H50V148H49ZM58 149H60V148H58ZM150 149H151V148H150ZM169 149H168V151H170ZM173 149H171V151H172ZM182 149H184V148H182ZM187 149H188V148H187ZM22 150H23V149H22ZM65 150L67 151V149H65ZM65 150L62 149V152L65 151ZM87 150H88V149H87ZM129 150H130V149H129ZM154 150H155V148H154ZM160 150H161V148H160ZM160 150H159V151H160ZM166 150H167V148H166ZM176 150H178V149H176ZM179 150H180V149H179ZM179 150H178V151H179ZM184 150H185V149H184ZM184 150H182V151H184ZM19 151H20V150H19ZM52 151H54V149H53ZM55 151H56V150H55ZM88 151H89V150H88ZM131 151H132V153H133L134 149L131 150ZM136 151H137V150L135 149L134 152L136 153ZM138 151L141 152V149H138ZM151 151H152V150H151ZM157 151H158V150H157ZM186 151H187V150H186ZM222 151H223V150H222ZM59 152H61V151H59ZM62 152H61V154H62ZM83 152H84V151H83ZM144 152H145V151H144ZM144 152H143V153H144ZM166 152H167V151H166ZM187 152H188V151H187ZM187 152H186V153H187ZM43 153H44V152H43ZM46 153H47V152H46ZM46 153H45V154H46ZM53 153H54V152H53ZM63 153H66V152H63ZM69 153H70V151H69ZM143 153H142V154H143ZM148 153H149V152H148ZM167 153H168V152H167ZM184 153H185V152H184ZM199 153H200V152H199ZM203 153H204V152H203ZM221 153H222V152H221ZM223 153H224V152H223ZM56 154H57V153H56ZM72 154H73V153H72ZM128 154H127V155H128ZM130 154H131V153H130ZM133 154H134V153H133ZM136 154H137V153H136ZM136 154H135V155H136ZM146 154H147V153H146ZM146 154H145V155H146ZM149 154H150V153H149ZM182 154H183V153H182ZM224 154H225V153H224ZM8 155H9V154H8ZM8 155H7V156H8ZM50 155H52V154H50ZM70 155H71V154H70ZM75 155H76V154H75ZM85 155H86V154H85ZM127 155H126V157H128ZM135 155H133V156H135ZM167 155H168V154H167ZM170 155H172V154H170ZM184 155H185V154H184ZM194 155H195V154H194ZM196 155H197V154H196ZM201 155H202V153H201ZM253 155H254V154H253ZM31 156H32V154H31ZM31 156H30V157H31ZM33 156H34V155H33ZM64 156H65V157H64ZM68 156H69V155H68ZM104 156L108 157L109 159L112 158L111 162L108 161V164H107V161H106V160H108V158H106V160H105L106 163H105L104 161H101L102 158H103ZM142 156H143V155H142ZM146 156H149V155H146ZM146 156H144V157H146ZM150 156H151V155H150ZM185 156H186V155H185ZM188 156H189V155H188ZM191 156H192V155H191ZM198 156H199V155H198ZM221 156H222V155H221ZM251 156H252V155H251ZM8 157H9V156H8ZM42 157H43V155H42ZM44 157H45V155H44ZM46 157H47V154H46ZM46 157H45V158H46ZM48 157H49V156H48ZM63 157H64L63 160H66V161H65V165L63 166V169H62V171L64 172L63 175L65 176V175L67 174V176H68L67 179H68L69 181H70V178H72L73 180H75V178H74L73 176H75V174L79 172V170H77V168H78L79 166L81 167V165L77 166L79 163H76V162L73 160V161L76 163V164H75V166H77V168H76L75 166H73L74 164H72V165L70 164V161H71V160L69 161V157H67L66 154L63 155ZM72 157H73V156H71V158H72ZM86 157H87V155H86ZM129 157H130V156H129ZM131 157H132V154H131ZM140 157H141V155H140ZM208 157H209V156H208ZM228 157H229V156H228ZM232 157H233V156H232ZM232 157H231V158H232ZM249 157H250V156H249ZM3 158H6V157H3ZM28 158H29V157H28ZM31 158H32V157H31ZM150 158H151V157H150ZM204 158H205V157H204ZM29 159H30V158H29ZM36 159H38V158H36ZM39 159H41V158H39ZM46 159H47V158H46ZM72 159H73V158H72ZM87 159H88V158H87ZM90 159H89V160H90ZM104 159H105V158H104ZM104 159H103V160H104ZM126 159H127V158H126ZM128 159H129V158H128ZM128 159L125 160V161H127V162H125L126 164L129 162ZM145 159H146V158H145ZM148 159H149V158H148ZM187 159H188V158H187ZM192 159H193V158H192ZM192 159L190 158V160H192ZM197 159H198V158H197ZM197 159H196V160H197ZM206 159H207V157H206ZM206 159H205V160H206ZM208 159H209V158H208ZM225 159H226V158H225ZM228 159H229V158H228ZM228 159H227V160H228ZM251 159H252V158H251ZM0 160H1V159H0ZM3 160H4V159H3ZM55 160H56V159H55ZM55 160H54V161H55ZM60 160H61V157H60ZM85 160H86V159H85ZM89 160H88V161H89ZM142 160H143V159H142ZM209 160H210V159H209ZM219 160H220V159H219ZM219 160H217V161H219ZM40 161H41V160H40ZM54 161H53V162H54ZM61 161H62V160H61ZM73 161H72V162H73ZM206 161H207V160H206ZM211 161H212V160H211ZM211 161H210V162H211ZM59 162H60V161H59ZM59 162H58V163H59ZM85 162H86V161H85ZM109 162H110V163H109ZM122 162H123V161H122ZM122 162L119 161L120 165H121ZM131 162H132V159H130V163H131ZM191 162H192V161H191ZM196 162L198 163L199 161L197 160ZM196 162H195V163H196ZM200 162H201V161H200ZM214 162H216V159H215ZM220 162H222V161H220ZM232 162H233V160H232ZM251 162H252V161H251ZM29 163H31V162H29ZM29 163H28V164H29ZM33 163H34V160H33ZM48 163H49V162H48ZM60 163H61V162H60ZM60 163H59V164H60ZM62 163L64 164V162H62ZM82 163H83V162H82ZM112 163H113V162H112ZM130 163H129V164H130ZM144 163H146V162H144ZM193 163H194V162H193ZM206 163H207V162H206ZM211 163H212V162H211ZM248 163H249V162H248ZM36 164H37V163H36ZM41 164H42V163H41ZM56 164H57V163H56ZM56 164H55V165H56ZM63 164H62V165H63ZM83 164H84V163H83ZM97 164H98V165H97ZM117 164H118V162H117ZM117 164H116V165H117ZM199 164H201V163H199ZM209 164H210V163H209ZM217 164H219V162H217ZM225 164H226V163H225ZM31 165H32V164H31ZM37 165H38V164H37ZM39 165H40V164H39ZM62 165H61V166H62ZM110 165H111V166H110ZM116 165H115V166H116ZM120 165H119V166H120ZM127 165H128V164H127ZM188 165H189V164H188ZM207 165H208V164H206V166H207ZM28 166H30V164H29ZM85 166H86V164L83 165V167H85ZM121 166H123V165H121ZM174 166H175V165H174ZM210 166H211V165H210ZM210 166H209V167H210ZM30 167H31V166H30ZM38 167H39V166H38ZM58 167H59V166H58ZM83 167H82V168H83ZM101 167H100V170H102ZM111 167H112V170H110ZM175 167L178 168L177 166H175ZM179 167H180V166H179ZM181 167H182V166H181ZM193 167H194V166H193ZM216 167H217V166H216ZM32 168H33V165H32ZM35 168H37V167H35ZM49 168L52 169V167H49ZM59 168H60V167H59ZM85 168H86V167H85ZM116 168L118 169V166L115 167V170H116ZM120 168H121V167H119V169H120ZM146 168H147V166H146ZM160 168H161V167H160ZM182 168H183V167H182ZM45 169H46V168H45ZM47 169H48V168H47ZM165 169H166V168H165ZM168 169H169V168H168ZM180 169H181V168H180ZM205 169H206V168H205ZM54 170H55V169H54ZM57 170H60V169H57ZM82 170H83V169H82ZM94 170H95V169H93L92 171H94ZM100 170H99V172H100ZM131 170H132V168H131ZM173 170H175V169L173 168ZM182 170H183V169H181V171H182ZM199 170H201V169H199ZM203 170H204V169H203ZM18 171H19V170H18ZM45 171H46V170H45ZM50 171H51V170H50ZM50 171H49V172H50ZM52 171H53V169H52ZM86 171H85V172H86ZM109 171L103 169V172H105L106 174H109V173H107V172H109ZM120 171H121V170H120ZM135 171H136V170H135ZM146 171H148V170L146 169ZM166 171H167V170H166ZM181 171H179V172H181ZM183 171H184V170H183ZM186 171H187V170H186ZM186 171H185V172H186ZM205 171H206V170H205ZM205 171H203L202 173H204ZM208 171L210 172V170H208ZM263 171H264V169H263ZM55 172H56V171H55ZM55 172H54V173L52 172V173L55 174ZM81 172H82V171H80L79 174H80ZM90 172L86 173V175H85L84 171H83L82 173H84L85 176H88V175L91 176V173H92V172H91V173H90ZM94 172H96V171H94ZM111 172H110V173H111ZM159 172H160V171H159ZM169 172H171V171H169ZM177 172H178V169H177ZM177 172H176V173H177ZM193 172H194V171H193ZM200 172H201V171H200ZM50 173H51V172H50ZM50 173H49V174H50ZM59 173H60V172H59ZM101 173H102V171H101ZM105 173H104V175H102L103 177L101 176V177H102V181H101L102 184H101V185H103V186H104V185H107L106 187L109 188L107 191H109V190L112 188V185L110 186V183H112V182L109 181V180H111L110 178H111L112 176H111V177L109 176L110 178L108 179V178L106 177L107 175H106ZM115 173H118V172H115ZM120 173H121V172H120ZM153 173L156 174L155 171H154ZM161 173H162V172H161ZM183 173H184V172H183ZM186 173H187V172H186ZM188 173H189V172H188ZM210 173H211V172H210ZM262 173H263V172H262ZM87 174H88V175H87ZM102 174H103V173H102ZM121 174H122V173H121ZM131 174H132V173H131ZM146 174H147V173H146ZM154 174H153V175H154ZM167 174H168V173H167ZM180 174H181V173H180ZM184 174H185V173H184ZM190 174H191V173H190ZM190 174H189V175H190ZM200 174H201V173H200ZM207 174H208V173H207ZM63 175H62V176H63ZM100 175H101V174H100ZM147 175H148V174H147ZM150 175H151V174H150ZM181 175H183V174H181ZM189 175H187V176H189ZM194 175H195V174H194ZM237 175H238V173H237ZM237 175L235 176V178H237ZM52 176H53V175H52ZM52 176H51V177H52ZM90 176H89V177H90ZM95 176H96V175H95ZM118 176H119V175H118ZM121 176H122V175H121ZM123 176H124V175H123ZM165 176H166V175H165ZM197 176H198V175H197ZM199 176H201V175H199ZM238 176H239V175H238ZM241 176H242V175H241ZM59 177H60V176H59ZM81 177L83 178V176H81ZM98 177H99V176H98ZM104 177H105V178H104ZM119 177H120V176H119ZM128 177H130V176H128ZM134 177H135V176H134ZM148 177H150V176H148ZM190 177H192V176H190ZM195 177H196V176H195ZM206 177H207V176H206ZM242 177H243V176H242ZM261 177H262V176H261ZM54 178H56V177H54ZM54 178H53V180H54ZM77 178H78V177H77ZM91 178H92V177H91ZM91 178H90L88 181H90ZM93 178H95V177H93ZM96 178H97V177H96ZM99 178H100V177H99ZM106 178H107L108 180H106ZM112 178H113V177H112ZM124 178H126V180H127V177H124ZM132 178H133V176H132ZM135 178H136V177H135ZM135 178H134V179H135ZM156 178H157V177H156ZM202 178H204V175H203ZM212 178H214V176H213ZM56 179H57V178H56ZM59 179H60V178H59ZM62 179H63V178H62ZM65 179H66V177H65ZM65 179L63 180L64 182H62V181H61V182H62V183H65V181L67 180V179H66V180H65ZM72 179H71V180H72ZM87 179H88V177H85V179H82V180H85V182H86ZM97 179H98V178H97ZM100 179H101V178H100ZM113 179H114V178H113ZM119 179H120V178H119ZM143 179H144V178H143ZM148 179H149V178H148ZM190 179H191V178H190ZM207 179H208V178H207ZM215 179H216V178H215ZM215 179H214V180H215ZM262 179H263V178H262ZM68 180H67V181H68ZM73 180H72L71 182H73ZM93 180H94V179H93ZM117 180H118V179H117ZM128 180H129V179H128ZM155 180H156V179H155ZM165 180H166V179H165ZM210 180L213 181V179H211V177H210ZM217 180H218V179H217ZM241 180H243V179H241ZM259 180H260V179H259ZM69 181H68V182H69ZM75 181H76V180H75ZM75 181H74V182H75ZM114 181H115V180H114ZM133 181H134V180H132V182H133ZM153 181H154V180H153ZM185 181H186V180H185ZM188 181H190V183H191V180H188ZM192 181H193V180H192ZM195 181H196V180H195ZM198 181H199V180H198ZM221 181H222V180H221ZM261 181H262V180H261ZM57 182H58V180H57ZM68 182H66L67 185L71 184V183H68ZM80 182H81V181H80ZM82 182H83V181H82ZM92 182L94 183V181H92ZM95 182H96V181H95ZM118 182H119V181H118ZM159 182H160V181H159ZM168 182H169V181H168ZM202 182H203V181H202ZM206 182H207V180H206ZM208 182L210 183L209 180H208ZM218 182H219V181H218ZM222 182H223V181H222ZM75 183H76V182H75ZM75 183H72V184H75ZM86 183H87V182H86ZM90 183H91V182H90ZM142 183H143V182H142ZM161 183H163V182H161ZM224 183H225V182H224ZM66 184H65V185H66ZM78 184H79V181H78ZM88 184H89V183H88ZM94 184H95V183H94ZM108 184H109V185H108ZM146 184H147V183H146ZM149 184H150V183H149ZM149 184H148V185H149ZM155 184H156V183H155ZM168 184H169V183H168ZM23 185L25 186V184H23ZM65 185L63 184V186H65ZM79 185H80V184H79ZM91 185H92V184H91ZM96 185H97V184H96ZM96 185H95V186H96ZM101 185H100V187H101ZM117 185H118V184H117ZM132 185H133V183L131 184V186H132ZM142 185H143V184H142ZM157 185H158V184H157ZM162 185H163V184H162ZM60 186H62V185H60ZM60 186H59V187H60ZM77 186H78V185H76V187H77ZM82 186L85 187L86 185H82ZM92 186H93V185H92ZM146 186H147V185H146ZM149 186H150V185H149ZM159 186H160V184H159ZM164 186H165V185H164ZM67 187H68V186H66V189H67ZM76 187H75V189H76ZM90 187H91V186H90ZM93 187H94V186H93ZM98 187H99V186H98ZM106 187H105V188H106ZM113 187H114V186H113ZM117 187H119V185H118ZM140 187H141V186H140ZM147 187H148V186H147ZM25 188H26V187H25ZM27 188H29V187L27 186ZM30 188H33V187H30ZM61 188H63V187H61ZM69 188H70V186H69ZM69 188H68V189H69ZM78 188H79V187H78ZM80 188H81V185H80ZM88 188H89V186H88ZM96 188H97V187H96ZM115 188H116V187H114V189H115ZM129 188H130V187H129ZM136 188H137V187H136ZM144 188H145V187H144ZM189 188H190V187H189ZM35 189H36V188H35ZM35 189H34V190H35ZM59 189H60V188H59ZM63 189H64V188H63ZM68 189H67V190H68ZM71 189H72V188H71ZM91 189H92V188H91ZM103 189H104V188H103ZM117 189L119 190V188H117ZM132 189H133V187H132ZM150 189H151V188H150ZM153 189H154V188H153ZM190 189H191V188H190ZM30 190H31V189H30ZM77 190H78V189H77ZM82 190H84V189H82ZM93 190H94V189H93ZM98 190H99V189H98ZM128 190H129V189H128ZM140 190H141V188H140ZM148 190H149V189H148ZM151 190H152V189H151ZM159 190H160V189H159ZM71 191L73 192V190H71ZM89 191H90V190H89ZM130 191H131V190H130ZM133 191H135V190L133 189ZM137 191H138V189H137ZM154 191H155V189H154ZM187 191H188V190H187ZM189 191H190V190H189ZM189 191H188V194H189ZM192 191H193V190H192ZM33 192H35V191H33ZM79 192H80V191H79ZM86 192H87V191H86ZM91 192H92V190H91ZM114 192H116V191L114 190ZM141 192H142V191H141ZM150 192H151V191H150ZM152 192H153V191H152ZM196 192L198 193V191H196ZM205 192H207V191H205ZM205 192H204V193H205ZM0 193H1V192H0ZM37 193H38V191H37ZM63 193H64V192H63ZM74 193H75V192H74ZM94 193H95V192H94ZM96 193H97V190H96ZM103 193H104V192H103ZM106 193H107V192H106ZM112 193H113V192H112ZM126 193H127V191H126ZM129 193H130V192H129ZM138 193H139V191H138ZM144 193H147V192L145 191ZM155 193H156V192H155ZM33 194H34V193H33ZM38 194H39V193H38ZM38 194H37V195H38ZM70 194H71V193H70ZM70 194H68V195H70ZM72 194H73V193H72ZM84 194H85V192H84ZM87 194H88V193H87ZM109 194H111V193H109ZM136 194H137V193H136ZM153 194H154V193H153ZM164 194H165V193H164ZM35 195H36V194H34V196H35ZM39 195H40V194H39ZM62 195H63V194H62ZM62 195H61V196H62ZM78 195H79V193L76 194L77 197H79ZM81 195H83V194H81ZM85 195H86V194H85ZM89 195H91V194H89ZM98 195H99V194H98ZM113 195H115V194H113ZM127 195H128V193H127ZM127 195H126V196H127ZM132 195H135V193L132 194ZM132 195L128 196L127 199L124 198V199L126 200V202L123 203V206H124V204L128 205V201H127V200L130 201V198H131V200H133V199L136 197V196H134V198L132 199V197H131ZM137 195L141 198L140 194H137ZM146 195H147V194H146ZM148 195H149V194H148ZM158 195H159V194H158ZM194 195H195V194H194ZM196 195H198V194H196ZM203 195H205V194H203ZM31 196H32V195H31ZM61 196H60V197H61ZM73 196H74V195H73ZM96 196H97V194L94 196V198H96ZM167 196H168V195H167ZM35 197H36V196H35ZM37 197H38V196H37ZM37 197H36V198H37ZM91 197H92V199H93V194H92ZM91 197H90V198H91ZM97 197H99V196H97ZM124 197H125V196H124ZM142 197H143V196H142ZM159 197H160V196H159ZM32 198H33V197H32ZM62 198H63V197H62ZM65 198H66V197H65ZM70 198H72V197L70 196ZM75 198H76V197H75ZM79 198H80V197H79ZM164 198H165V197H164ZM167 198H169V197H167ZM196 198H197V197H196ZM202 198H205V197H202ZM38 199H40V198H38ZM73 199H74V198H73ZM80 199H81V198H80ZM144 199H145V198H144ZM157 199H158V198H157ZM159 199H160V198H159ZM205 199H207V198H205ZM33 200H34V199H33ZM67 200H69V199H67ZM71 200H72V199H71ZM77 200H78V198H77ZM77 200H76V201H77ZM85 200H86V199H85ZM90 200H91V199H90ZM93 200H94V199H93ZM110 200H111V199H110ZM113 200H114V198L112 199V201H113ZM115 200H116V199H115ZM120 200H121V199H120ZM139 200H140V199H139ZM146 200H147V199H146ZM186 200H187V199H186ZM191 200H193V199H191ZM202 200H203V199H202ZM64 201H65V200H64ZM64 201H63V202H64ZM69 201H70V200H69ZM80 201H82V200H80ZM80 201H79V202H80ZM88 201H89V200H88ZM88 201H87V202H88ZM108 201H109V200H108ZM117 201H118V200H117ZM133 201H135V202H133ZM133 201H131V203L133 202V203L135 204V203H136V200L134 199ZM140 201H141V200H140ZM159 201H160V200H159ZM171 201H172V200H171ZM187 201H188V200H187ZM187 201H185V202H186V203H189V202H187ZM193 201L195 202L196 200H193ZM193 201H192V202H193ZM207 201H208V199H207ZM36 202H37V201H36ZM39 202H40V201H39ZM43 202H44V201H43ZM85 202H86V201H85ZM85 202H83V203L85 204ZM122 202H123V200H122ZM168 202H169V201H168ZM183 202H184V201H183ZM192 202H190V203H192ZM201 202H202V201H201ZM44 203H45V202H44ZM59 203H60V202H59ZM72 203H73V202H72ZM72 203H71V204H72ZM75 203L78 204L77 202H75ZM80 203H82V202H80ZM83 203H82V205H83ZM92 203H93V202H92ZM112 203H113V202H112ZM115 203H116V201H115ZM118 203H119V202H118ZM131 203L129 202V204H131ZM140 203H141V202H140ZM158 203H159V202H158ZM242 203H243V202H242ZM245 203H246V202H245ZM247 203H248V202H247ZM247 203H246V204H247ZM249 203H250V202H249ZM251 203H252V202H251ZM38 204H39V203H38ZM41 204H42V203H41ZM41 204H39L38 206H41ZM50 204H52V207H53L54 203H50ZM50 204H49V205H50ZM88 204H90V203H88ZM107 204H108V203H107ZM113 204H114V203H113ZM120 204H121V201H120ZM137 204H138V203H137ZM142 204H143V203H142ZM142 204H141V205H142ZM147 204H148V202H147ZM163 204H164V203H163ZM181 204H182V203H181ZM210 204H211V203H210ZM234 204H235V203H233V205H234ZM243 204H244V203H243ZM243 204H242V205H243ZM246 204H245V205H246ZM255 204H256V203H255ZM35 205H36V203H35ZM60 205H61V204H60ZM63 205H64V204H63ZM69 205H70V204H68L67 206H69ZM97 205L99 206V204H96L95 206H97ZM110 205H111V202H110ZM131 205H133V204H131ZM135 205H136V204H135ZM135 205H134V206H135ZM138 205H139V204H138ZM166 205H167V204H166ZM172 205H173V204H172ZM179 205H180V204H179ZM208 205H209V204H208ZM233 205H232V206H233ZM242 205H241V207H242ZM249 205H250V204H249ZM0 206H1V205H0ZM65 206H66V205H64L63 207H65ZM83 206H84V205H83ZM85 206H88V205L85 204ZM85 206H84V207H85ZM105 206H106V205H105ZM114 206H116V205H114ZM119 206H122V205H119ZM128 206H129V205H128ZM128 206H127V208H128ZM174 206H175V205H174ZM184 206H185V205H184ZM187 206H188V205H187ZM204 206H205V205H204ZM212 206H214V204H213ZM236 206H237V205H236ZM1 207H2V206H1ZM41 207L43 208V205H42ZM72 207H73V205H72ZM78 207L80 208V205H79ZM107 207H110V206L108 205ZM117 207H118V205H117ZM129 207H130V206H129ZM132 207H133V206H132ZM132 207H130V208L132 209ZM136 207H137V205H136ZM136 207H135V208H136ZM143 207L145 208V207H147V206H143ZM181 207H182V206L180 205L179 208L181 209ZM238 207H239V206H237L236 208H238ZM241 207H240V208H241ZM245 207H246V206H245ZM245 207H244V208H245ZM247 207H249V206H247ZM256 207H258V206H256ZM262 207H263V206H262ZM33 208H34V206H33ZM45 208H46V206H45ZM45 208H44V209H45ZM48 208H49V207H48ZM48 208H47V210H48ZM60 208H61V206H60ZM68 208H69V207H68ZM74 208L77 209V206H76V207L74 206ZM81 208H82V207H81ZM112 208H113V207H112ZM124 208H125L124 211L128 212V211L126 210V206L123 207V208L121 207L120 209H124ZM135 208H134V209H135ZM137 208H138V207H137ZM171 208H173V207H171ZM189 208H190V207H189ZM189 208H186V209H189ZM209 208H210V207H209ZM232 208H233V207H232ZM252 208H253V207H252ZM260 208H261V207H260ZM36 209H37V208H36ZM51 209H52V208H51ZM51 209H50V211H51ZM53 209H54V207H53ZM55 209L58 211L59 207H58V209H57V206H56ZM72 209H73V208H72ZM84 209H85V208H84ZM95 209H97V208H95ZM99 209H100V208H99ZM108 209H109V208H108ZM108 209H107V210H108ZM114 209H115V208H114ZM120 209H118V210H120ZM131 209H130V211H131ZM145 209H146V208H145ZM204 209H205V208H204ZM206 209H207V208H206ZM241 209H243V207H242ZM246 209L248 210V208H246ZM249 209H250V208H249ZM253 209H255V208H253ZM7 210H8V209H7ZM40 210H41V208H40ZM59 210H60V209H59ZM73 210H74V209H73ZM77 210H78V209H77ZM101 210H103V209H101ZM101 210H100V211H101ZM105 210H106V209H105ZM111 210H112V209H111ZM173 210H174V209H173ZM236 210H237V209H236ZM261 210H262V208H261L260 210L258 209V212H260ZM8 211H9V210H8ZM36 211H38V210H36ZM52 211H53V210H52ZM63 211H65V210H63ZM78 211H79V210H78ZM94 211H95V210H94ZM112 211H114V210H112ZM121 211H122V210H121ZM134 211H135V210H133V214H131V212H130V214H131L132 216L135 214ZM137 211H138V209H137ZM137 211H136V212H137ZM143 211H144V209H143ZM146 211H147V210H146ZM174 211H175V210H174ZM179 211H180V210H179ZM179 211H178V212H179ZM183 211H184V210H183ZM253 211H254V210H253ZM263 211H264V209H263ZM263 211H262V212H263ZM0 212H1V211H0ZM2 212H3V211H2ZM32 212H33V211H32ZM43 212H45V211H43ZM48 212H49V211H48ZM58 212H59V211H58ZM66 212H67V211H66ZM66 212H65V213H66ZM72 212H73V211H72ZM75 212H76V210H75ZM83 212H84V210H83ZM86 212H88V211H86ZM102 212H104V211H102ZM114 212H115V211H114ZM114 212H111V211H110V212H108V213H114ZM141 212H142V211H141ZM205 212H206V211H205ZM232 212H233V211H232ZM234 212H235V211H234ZM234 212H233V214H234ZM237 212H239V211H237ZM240 212H241V211H240ZM249 212H250V211H249ZM255 212H256V210H255ZM6 213H7V212H6ZM33 213H34V212H33ZM33 213H32V215L36 214V213H34V214H33ZM37 213H38V212H37ZM46 213H47V212H45V214H46ZM55 213H56V211H55ZM81 213H82V212H81ZM95 213H96V212H95ZM106 213H107V212H106ZM115 213H117V211H116ZM124 213H125V212H123V214H124ZM128 213H129V212H128ZM139 213H140V212H138L137 214L139 215ZM143 213H144V212H143ZM152 213H153V212H152ZM156 213H158V212H156ZM246 213H247V212H246ZM50 214H51V213H50ZM56 214H57V213H56ZM59 214H60V213H59ZM75 214H76V213H75ZM78 214H79V212H78ZM93 214H94V213H93ZM99 214H100V213H99ZM101 214H102V213H101ZM104 214H105V213H104ZM104 214H103V215H104ZM118 214H119V212H118ZM125 214H127V213H125ZM130 214H128V215H130ZM137 214H136V215H137ZM141 214H142V213H141ZM141 214H140V215H141ZM145 214H146V213H145ZM154 214H155V213H154ZM200 214H201V213H200ZM229 214H230V213H229ZM244 214H245V212H244ZM248 214H249V213H248ZM255 214H256V213H255ZM257 214H258V213H257ZM5 215H6V217H7L9 214H8V215L5 214ZM32 215H31V216H32ZM40 215H41V214H40ZM46 215H47L46 217L49 218L50 215H49V214H46ZM48 215H49V216H48ZM52 215H53V213H52ZM76 215H77V214H76ZM76 215H75V216H76ZM80 215H81V214H80ZM82 215H83V213H82ZM85 215H86V214H85ZM107 215H108V214H107ZM119 215H120V214H119ZM128 215H127V216H128ZM140 215H139V216H140ZM147 215H148V214H147ZM147 215H146V216H147ZM156 215H157V214H156ZM249 215H250V214H249ZM251 215H252V213H251ZM260 215H261V214H260ZM1 216H2V215H1ZM1 216H0V218H2ZM3 216H4V214H3ZM70 216H71V215H70ZM70 216H69V217H70ZM75 216H74V217H75ZM83 216H84V215H83ZM87 216H88V215H87ZM89 216H90V215H89ZM109 216H110V214H109ZM116 216H117V215H116ZM143 216H144V215H143ZM143 216H142V217H143ZM146 216H145V218H147ZM188 216H189V215H188ZM206 216H207V214H206ZM234 216H235V214H234ZM239 216H240V215H239ZM242 216H243V215H242ZM253 216H254V215H253ZM253 216H252V217H253ZM262 216H263V215H262ZM8 217H9V216H8ZM8 217H7V218H8ZM12 217H13V216H12ZM12 217H11V218H12ZM28 217H29V216H28ZM37 217L40 219V217H39L38 215H37ZM42 217H43V216H42ZM46 217H45V218H46ZM57 217H58V216H56L55 218H57ZM76 217H77V216H76ZM80 217H81V216H80ZM101 217H102V215H101ZM113 217H114V215H113ZM119 217H120V216H119ZM122 217H123V216H122ZM122 217H121V218H122ZM124 217H125V216H124ZM128 217H129V216H128ZM128 217H127V219H126V218H125V219L128 220ZM133 217H134V219H135V218H137L138 216L135 217V215H134ZM159 217H160V216H159ZM167 217H168V216H167ZM190 217H191V216H190ZM230 217H231V216H230ZM240 217H241V216H240ZM243 217H244V216H243ZM245 217H246V215H245ZM255 217H256V216H255ZM35 218H36V216H33L32 219H35ZM45 218H44V219H45ZM55 218H52V219L54 220ZM62 218H63V217H62ZM67 218H68V217H67ZM70 218H71V217H70ZM106 218H108V220L111 219V221H112V218H110V217H106ZM109 218H110V219H109ZM121 218H120L119 221L122 220ZM138 218H139V217H138ZM169 218H170V217H168V219H169ZM175 218H176V217H175ZM178 218L181 219V217H178ZM241 218H242V217H241ZM260 218H262V217L260 216ZM41 219H43V218H41ZM50 219H51V216H50ZM52 219L49 220V222H50V221H53ZM72 219H73V217H72ZM77 219L79 220L80 218H77ZM83 219H84V218H83ZM88 219H89V218H88ZM97 219H98V218H97ZM99 219H100V218H99ZM102 219H104V217H102ZM115 219H116V218L113 219V222L116 223V225H118V222H117V220H116V222H115ZM132 219H133V218H132ZM161 219H162V218H161ZM168 219H166V220H168ZM176 219H177V218H176ZM180 219H179V220H180ZM186 219H187V218H186ZM230 219H231V218H230ZM247 219L249 220V218H247ZM252 219H254V218H252ZM262 219H263V218H262ZM0 220H1V219H0ZM10 220H11V219H10ZM13 220H14V219H13ZM29 220H30V219H29ZM47 220H48V219H47ZM75 220H76V219H75ZM78 220H76V223L79 222ZM81 220H82V219H81ZM81 220H80V221H81ZM108 220H106V221H108ZM126 220H125V222H126ZM129 220H130V218H129ZM173 220H174V219H173ZM241 220H243V219H241ZM254 220H255V222H256V218H255ZM35 221H36V220H35ZM35 221H34V222H35ZM37 221H38V220H37ZM45 221H46V219H45ZM55 221H56V220H55ZM70 221H71V220H70ZM73 221H74V219H73ZM73 221H72V222H73ZM89 221H90V220H89ZM98 221H100V220H98ZM104 221H105V219H104ZM106 221H105V222H106ZM130 221H131V220H130ZM138 221H139V220H138ZM140 221H141V220H140ZM145 221H146V220H145ZM162 221H164V220H162ZM174 221H175V220H174ZM227 221H228V219H227ZM232 221H233V220H232ZM232 221H230V222H232ZM243 221H244V220H243ZM5 222H6L7 224H9L7 221H5ZM11 222H12V221H10V224H11ZM15 222H17V221H15ZM23 222H24V221H23ZM25 222H26V221H25ZM32 222H33V221H32ZM60 222H61V221H60ZM60 222H58V223L56 222V224L58 225ZM81 222H82V221H81ZM81 222H80V223H81ZM105 222H104V223H105ZM122 222H123V221H122ZM127 222L129 223V221H127ZM166 222H167V221H166ZM170 222H171V220H170ZM182 222H184V221H182ZM213 222H214V221H213ZM257 222H259V220H258ZM257 222H256V223H257ZM261 222H262V220H261ZM261 222H260V223H261ZM0 223H1V222H0ZM2 223H3V221H2ZM6 223H5V224H6ZM13 223H14V222H13ZM18 223H20V222L18 221ZM30 223H31V222H30ZM38 223H39V222H38ZM38 223L35 222V223H33V224H37V225H38ZM46 223H47V222H46ZM62 223H63V222H62ZM74 223H75V221L72 223V225H74ZM87 223H88V222H87ZM89 223H90V222H89ZM100 223H101V221H100ZM104 223H103V224H104ZM109 223H110V222H109ZM114 223L111 222V224H110L111 228H112V226H113V227H116V226H114V225H115ZM119 223H120V225H121V222H119ZM123 223H124V222H123ZM128 223H127V224H128ZM133 223H134V222L131 223L132 226H133ZM147 223H148V222H147ZM151 223H152V222H151ZM155 223H157V222H155ZM189 223H191V222H189ZM189 223H188V224H189ZM205 223H206V222H205ZM205 223H204V225H205ZM239 223H240V222H239ZM246 223H247V221H246ZM256 223H255V224H256ZM27 224H28V223H27ZM44 224H45V223H43V225H44ZM47 224H48V223H47ZM63 224H64V223H63ZM66 224H67V223H65V225H66ZM77 224L79 225V223H77ZM97 224H99V223H97ZM101 224H102V223H101ZM101 224H100V225H101ZM107 224H108V223H106V226H107ZM112 224H114V225H112ZM148 224H150V223H148ZM158 224H160V223H158ZM163 224H164V223H163ZM163 224H162V225H163ZM172 224H173V223H172ZM175 224H176V222H175ZM188 224H187V226H188ZM210 224H211V223H210ZM212 224H213V223H212ZM215 224H216V223H215ZM215 224H214V225H215ZM225 224H226V223H225ZM231 224H232V223H231ZM253 224H254V223H253ZM1 225H2V224H0V226H1ZM3 225H4V224H3ZM13 225H14V224H13ZM13 225H11L10 227H12ZM15 225H17V224L15 223ZM15 225H14V226H15ZM53 225H54V224H53ZM70 225H71V224H70ZM70 225L68 224L67 226H70ZM72 225H71V226H72ZM80 225H83V223L80 224ZM84 225H85V224H84ZM137 225H138V224H137ZM151 225H152V224H150V226H151ZM176 225H177V224H176ZM182 225H183V224H182ZM184 225H185V224H184ZM191 225H192V224H191ZM191 225H190V226H191ZM204 225H203V226H204ZM208 225H209V223H208ZM222 225L224 226V224H222ZM233 225H234V224H233ZM239 225H240V224H239ZM247 225H248V224H247ZM260 225H261V224H260ZM260 225H259V226H260ZM24 226L26 227L25 224H24ZM39 226H40V225H39ZM46 226H47V225H46ZM50 226H51V224H50ZM61 226H62V225H61ZM75 226H76V225H75ZM75 226H74V227H75ZM104 226H105V224H104ZM104 226H103V227H104ZM108 226H109V225H108ZM110 226H109V228H110ZM122 226H123V225H122ZM138 226H139V225H138ZM146 226H147V225H146ZM148 226H149V225H148ZM152 226H153V225H152ZM158 226H159V225H158ZM180 226H181V224H180ZM205 226H206V225H205ZM210 226H212V225H210ZM217 226H218V225H217ZM217 226H216V227H217ZM219 226H220V225H219ZM229 226H230V225H229ZM234 226H236V225H234ZM240 226H241V225H240ZM242 226H243V225H242ZM252 226H253V225H252ZM252 226H251V227H252ZM257 226H258V225H256V227H257ZM259 226H258V227H259ZM4 227H6V226H4ZM15 227H16V228H17V227L19 228V226H15ZM27 227H28V226H27ZM36 227H37V226H36ZM40 227H42V226H40ZM57 227H58V226H57ZM78 227H79V226H76V228H78ZM81 227H82V226H81ZM81 227H79L78 229H81ZM99 227L102 229V225L99 226ZM124 227H125V226H124ZM126 227H127V225H126ZM129 227H130V225H129ZM135 227H137V226H135ZM139 227H140V226H139ZM139 227H138V228H139ZM153 227H154V226H153ZM155 227H156V226H155ZM175 227H176V226H175ZM192 227H193V226H192ZM220 227H221V226H220ZM226 227H227V226H226ZM258 227H257V228H258ZM1 228H2V227H1ZM7 228H8V227H7ZM22 228H23V227H22ZM37 228H38V227H37ZM58 228H60V225H59ZM63 228H64V225H63ZM92 228H93V227H92ZM92 228H91V229H92ZM120 228H121V227H120ZM144 228H145V227H144ZM146 228H147V227H146ZM176 228H177V227H176ZM179 228H181V227H179ZM190 228H191V227H190ZM229 228H231V227H229ZM232 228H233V227H232ZM235 228H236V227H235ZM235 228H233V229H235ZM239 228H240V227H239ZM254 228H255V226H254ZM14 229H15V228H14ZM25 229H26V228H25ZM30 229L32 230V228L29 226L28 230H30ZM41 229H42V228H41ZM44 229L46 230L47 228L44 227ZM54 229H55V228H54ZM71 229H72V228H71ZM71 229H70V230H71ZM82 229H83V228H82ZM84 229L86 230L87 227L84 228ZM84 229H83V232H82L81 230H80V231L78 230L79 232L82 233V234L80 233V234H81L80 237H79L80 241L82 240L81 238L85 239L86 237H90V236H89L90 234H89V235L87 234L88 230H86L87 232H84ZM89 229H90V228H89ZM98 229H99V228H98ZM101 229H100V231H101ZM105 229H107V228H105ZM116 229H118V228H116ZM116 229H115V230H116ZM124 229H125V228H124ZM126 229H127V228H126ZM128 229H129V228H128ZM130 229H131V228H130ZM151 229H152V227H151ZM154 229H155V228H154ZM157 229H158V228H157ZM157 229H156V230H157ZM167 229H168V228H167ZM211 229H212V228H211ZM224 229H226V228H224ZM227 229H228V228H227ZM243 229H244V228H243ZM3 230H4V229H3ZM12 230H13V229H12ZM12 230H11V232H12ZM18 230H19V229H18ZM21 230H22V229H21ZM23 230H24V229H23ZM26 230H27V229H26ZM31 230H30V231H31ZM45 230H44V231H45ZM59 230H62V228L59 229ZM66 230H68V229H66ZM76 230H77V229H75V230L72 229V231H76ZM103 230H104V229H103ZM108 230H109V229H108ZM112 230H114V228H112ZM119 230H120V229H119ZM119 230H118V231H119ZM121 230L123 231V233H122L121 235H122V236L124 235L125 238L130 239V241H131L132 238H134V237L136 236V234H132V233H131L132 231H131V232H127L128 230H123V229H121ZM137 230H138V229H137ZM158 230H159V229H158ZM178 230H179V229H178ZM181 230H182V229H181ZM198 230H199V229H198ZM228 230H229V229H228ZM249 230H250V229H249ZM256 230L259 231V230H261V229H256ZM1 231H2V230H1ZM7 231H8V230H7ZM37 231H38V229H37ZM39 231H40V229H39ZM48 231H49V230H48ZM52 231H54V230H52ZM56 231H57V230H56ZM97 231H98V230H97ZM104 231H105V230H104ZM104 231H101V232H104ZM110 231H111V229H110ZM122 231H121V232H122ZM129 231H130V230H129ZM145 231H146V229L144 230V232H145ZM173 231H174V230H173ZM173 231H171V232H173ZM186 231H187V230H186ZM193 231H194V230H193ZM216 231H217V229H216ZM219 231H221V230H219ZM223 231H224V230H223ZM225 231L227 232V230H225ZM237 231H238V229H237ZM239 231H240V230H239ZM241 231L243 232V230H241ZM244 231H245V230H244ZM251 231H252V229H251ZM254 231H255V230H254ZM263 231H264V229H263ZM9 232H10V231H9ZM19 232H20V231H19ZM27 232H28V231H27ZM76 232H77V231H76ZM106 232H107V230H106ZM121 232H118V233H121ZM139 232H140V231H139ZM160 232H161V231H160ZM176 232H177V231H176ZM180 232H181V231H180ZM183 232H184V230H183ZM189 232H191V230H189ZM195 232H196V231H195ZM201 232H202V231H201ZM203 232H204V231H203ZM207 232H208V231H207ZM211 232H212V231H211ZM228 232H229V231H228ZM228 232H227V233H228ZM230 232H231V231H230ZM242 232H241V233H242ZM261 232H262V231H261ZM0 233H1V232H0ZM6 233H7V232H6ZM6 233H5V234H6ZM13 233H14V232H13ZM13 233H12V235H13ZM28 233H29V232H28ZM50 233H51V232H50ZM64 233H65V230H64ZM69 233H70L69 235H70L71 237L74 235V234L72 235L71 232H69ZM73 233H74V232H73ZM77 233H78V232H77ZM77 233H76V234H77ZM88 233H90V232H88ZM111 233H112V232H111ZM111 233H110V234H111ZM113 233H114V232H113ZM118 233H117V230H116V234H117V235H119ZM129 233H130V234H129ZM154 233H155V232H154ZM158 233H159V232H158ZM178 233H179V232H178ZM214 233H216V232H214ZM214 233L212 232V236L214 235ZM222 233H224V232H222ZM232 233L235 234V232H232ZM238 233H239V232H238ZM238 233H236V234H238ZM250 233H251V232H250ZM252 233H253V232H252ZM254 233H255V232H254ZM259 233H260V231H259ZM262 233H263V232H262ZM21 234H22V232H21ZM30 234H31V233H30ZM47 234H48V233H47ZM53 234H54V232H53ZM57 234L59 235V232H58ZM61 234H62V233H61ZM66 234H68V233L66 232ZM76 234H75V235H76ZM78 234H79V233H78ZM96 234H98L99 237L101 236V234H99V233H97V232H96ZM108 234H109V233H108ZM141 234H142V233H141ZM151 234H152V233H151ZM151 234H150V235H151ZM156 234H157V233H156ZM185 234L187 235V232H186ZM196 234H197V232H196ZM218 234H219V233H218ZM218 234H217V235H218ZM255 234H256V233H255ZM255 234H254V235H255ZM257 234H258V232H257ZM263 234H264V233H263ZM263 234L261 235V237L264 236ZM23 235H24V234H23ZM31 235H33V234H31ZM69 235H64V236H65V237H66V236L69 237ZM75 235H74V236H75ZM92 235H93V234H92ZM98 235H97V236H98ZM111 235L115 236L114 234H111ZM146 235H147V233H146ZM173 235H174V234H173ZM175 235H177V234H175ZM183 235H184V234H183ZM189 235H190V234H189ZM199 235H200V234H199ZM225 235H226V234H225ZM225 235H224V236H225ZM244 235H245V234H244ZM246 235H247V233H246ZM246 235H245V236H246ZM13 236H15V235H13ZM46 236H47V235H46ZM61 236H62V235H61ZM105 236H107V235H105ZM113 236H111L110 238H112ZM119 236H120V235H119ZM119 236H116V237H119ZM122 236H120L119 238H121ZM124 236H123V237H124ZM148 236H149V233H148ZM148 236H145V238H144V237H143V238L149 240L151 237L148 238ZM151 236H153V235H151ZM178 236H179V235H178ZM178 236H177V238H178ZM191 236H194V234L191 235ZM226 236H227V235H226ZM234 236H235V235H234ZM248 236H249V235H248ZM252 236H253V235H252ZM257 236H258V235H257ZM257 236H255V237L257 238ZM259 236H260V234H259ZM0 237H1V236H0ZM3 237H6V238H7V236H6V235L4 236V234H3ZM49 237H50V235H49ZM56 237H57V236H56ZM56 237H55V238H56ZM71 237H70V238H71ZM76 237H77V236H76ZM91 237H92V236H91ZM93 237H94V236H93ZM93 237H92V238H93ZM136 237H137V236H136ZM136 237H135V238H136ZM138 237H139V236H138ZM157 237H158V236H157ZM172 237H173V236H172ZM174 237H175V236H174ZM185 237H186V236H185ZM204 237H205V236H204ZM213 237L215 238L216 236H213ZM217 237H218V236H217ZM227 237H228V236H227ZM232 237H233V236H232ZM250 237H251V236H250ZM250 237H249V238H250ZM16 238H17V237H16ZM55 238H52V239L50 238V239H51V240H54ZM58 238H59V237H57V239H58ZM61 238H62V237H61ZM66 238H67V237H66ZM102 238H103V236H102ZM105 238H106V237H105ZM107 238L109 239V237H107ZM125 238H124V240H125ZM140 238H141V237H140ZM140 238H138V239H140ZM143 238H142V239H143ZM183 238H184V237H183ZM190 238H191V237H190ZM190 238L188 237V240H189ZM225 238H226V237H225ZM228 238H229V237H228ZM230 238H231V237H230ZM243 238H244V236H243ZM247 238H248V237H247ZM259 238H260V237H259ZM263 238H264V237H263ZM8 239H9V238H8ZM17 239H18V238H17ZM50 239L48 238V242H50V241H49ZM57 239H56V240H57ZM59 239H60V238H59ZM74 239H75V238H74ZM98 239H99V238H98ZM100 239H101V238H100ZM127 239H126V240H127ZM192 239H194V238H192ZM202 239H203V238H202ZM206 239H207V238H206ZM221 239H222V238H221ZM221 239H220V240H221ZM233 239H234V237H233ZM237 239H238V238H237ZM241 239H242V237H240V240H241ZM245 239H246V238H245ZM252 239H253V237H252ZM10 240H11L12 243H14V242L12 241V238H11ZM19 240H20V239H19ZM44 240H45V239H44ZM71 240H72V239H71ZM91 240H93V239H91ZM113 240H114V239H113ZM134 240L136 241V239H134ZM153 240H154V239H153ZM159 240H160V238H159ZM168 240H169V239H168ZM173 240H174V239H173ZM179 240H180V239H179ZM188 240H187V241H188ZM217 240H218V239H217ZM224 240H225V239H224ZM224 240H223L222 243H225ZM226 240H229V239L226 238ZM230 240L233 241L232 239H230ZM255 240H256V239H254V241H255ZM257 240H258V239H257ZM257 240H256V241H257ZM261 240H262V239H261ZM5 241H6V240H5ZM46 241H47V240H46ZM59 241H60V240H59ZM62 241H63V239H62ZM64 241H65V240H64ZM105 241H106V239H105ZM108 241H109V242H110V241L112 242V239H111V240H108ZM116 241H117V240H116ZM116 241H115V242H116ZM120 241H122V240H120ZM120 241H119V242H120ZM127 241L129 242V240H127ZM135 241H134V242H135ZM141 241H142V240H141ZM141 241H140V242H141ZM143 241H144V240H143ZM149 241L152 242V240H149ZM149 241H146V242H149ZM157 241H158V240H156L155 243H156ZM194 241H195V239H194ZM194 241H193V242H194ZM200 241H201V240H200ZM205 241H206V240H205ZM215 241H216V239H215ZM221 241H222V240H221ZM235 241H236V240H235ZM248 241H249V239H248ZM250 241H251V239H250ZM263 241H264V240H263ZM2 242H4V241H2ZM9 242H10V241H9ZM17 242H18V240H17ZM17 242H16V243H17ZM19 242L21 243V241H19ZM65 242H66V241H65ZM68 242H69V241H68ZM68 242H67V243H68ZM70 242H71V241H70ZM88 242H89V240H88ZM88 242H87V243H88ZM106 242H107V241H106ZM106 242H105V243H106ZM109 242H108V243H109ZM113 242H114V241H113ZM122 242H124V241H122ZM137 242H138V240L136 241V243H137ZM165 242H166V241H165ZM173 242H175V241H173ZM188 242H189V241H188ZM196 242H197V241H196ZM201 242H203V240H202ZM208 242H209V241H208ZM210 242H213V239H212V241H210ZM237 242H238V241H237ZM237 242H235V244H237ZM240 242L242 243V241H240ZM240 242H238V243H240ZM16 243H15V244H16ZM51 243H52V242H51ZM53 243H54V242H53ZM62 243H63V242H62ZM75 243H76V242H75ZM91 243H92V242H91ZM94 243H95V242H94ZM102 243H103V242H102ZM108 243H107V244H108ZM131 243H132V242H131ZM131 243H130V244H131ZM152 243L154 244L153 246H155L154 241H153ZM152 243H151V246H150V247H152ZM159 243H162V242H158V243H156V245H157V244L159 245ZM179 243H180V242H179ZM184 243H185V242H184ZM190 243H191V242H190ZM190 243H188V244L186 243L187 245H189L188 248H189L190 245H191ZM204 243H205V242H204ZM219 243H220V242H219ZM228 243L230 244V241H228ZM245 243H246V242H245ZM249 243H251V242H249ZM252 243H254V242H252ZM257 243H258V242H257ZM263 243H264V242H263ZM43 244H44V243H43ZM45 244H46V243H45ZM72 244H73V242H72ZM88 244H89V243H88ZM88 244H87V246H88ZM96 244H97V243H96ZM99 244H100V241H99ZM107 244L104 245V246H102V245H101V246L104 248L105 246L107 247ZM112 244H113V247H114V243H111V245H112ZM117 244H118V242H117ZM117 244H116V245H117ZM124 244H125V242H124ZM124 244H123V245H124ZM126 244H129V243H126ZM137 244L140 245L139 243H137ZM137 244H136V245H137ZM147 244H148V246H149V243H147ZM147 244L145 243V245H147ZM163 244H165V243H163ZM163 244H162V245H163ZM167 244L169 245V243H167ZM167 244H166V246H167ZM170 244H171V243H170ZM172 244H174V243H172ZM186 244H185V245H186ZM208 244H209V243H208ZM231 244H232V243H231ZM231 244H230V245H231ZM243 244H244V243H243ZM258 244H259V243H258ZM17 245H19V244H17ZM20 245H21V244H20ZM63 245H64V243H63ZM63 245H61V247H62ZM74 245H75V244H74ZM85 245H86V243L84 244V246H85ZM90 245H91V244H90ZM116 245H115V246H116ZM120 245H121V243H120ZM120 245H119V246H120ZM123 245H122V248H121V249H123L124 247H127V245H126V246H123ZM145 245L142 244L143 249H146V248H145V247H146ZM193 245H195V244H193ZM198 245H200V244L198 243ZM203 245H204V244H203ZM203 245H201V246H203ZM205 245H206V244H205ZM213 245H215V244H212V247H214ZM219 245H220V244H219ZM223 245H224V244H223ZM233 245H234V242H233ZM261 245H262V244H261ZM263 245H264V244H263ZM5 246H6V245H5ZM10 246H11V244H10ZM21 246H22V245H21ZM21 246H20V247H21ZM49 246H51V245H49ZM59 246H60V245H59ZM64 246H65V245H64ZM67 246L69 247V245H67ZM72 246H73V245H72ZM84 246H83V245H76V247L74 246V247L76 248V249H74V250H77L78 248H81V250H82V249L84 250V248H85ZM93 246H94V245H93ZM97 246H98V245H97ZM101 246L99 245V247H101ZM133 246H134V248L136 247L135 245H133ZM144 246H145V247H144ZM148 246H147V249H146L145 251H143V249H140L141 246H139V247L137 246V247L139 248L138 250H140L139 252H137V249H136V248H135L136 250H135V249L132 250V253H133L134 255L131 254V256H133L134 261H135V262H136V261H137V262H140V264H141V262H142L143 264H148V263H149V264H160V261H161V263H162V262H163L162 259H161L162 257L159 256V255H157L156 251H153V249H152L153 247L151 248L153 252L150 251L151 249L148 248ZM175 246H176V245H175ZM181 246H182V243H181ZM191 246H192V245H191ZM225 246H226V245H225ZM228 246H229V245H228ZM240 246H241V245H240ZM242 246H243V245H242ZM253 246H254V244H253ZM256 246H258V245H256ZM259 246H260V245H259ZM6 247H7V246H6ZM45 247H46V246H45ZM61 247H60V248H61ZM65 247H66V246H65ZM68 247H67V248H68ZM70 247H71V246H70ZM83 247H84V248H83ZM90 247H91V246H90ZM110 247H111V246H110ZM120 247H121V246H120ZM130 247H132V245L129 246V247H127L128 251L130 250ZM142 247H141V248H142ZM177 247H178V246H177ZM177 247H176V248H177ZM196 247H197V246H196ZM199 247H200V246H199ZM204 247H206V246H204ZM204 247H203V248H204ZM217 247H218V246H217ZM21 248H22V247H21ZM43 248H44V247H43ZM43 248H41V249H43ZM50 248L52 249V247H50ZM54 248H56V247H54ZM57 248H58V247H57ZM88 248H89V247H88ZM107 248H108V247H107ZM107 248H106V249H107ZM115 248H116V247H115ZM115 248H114V249H115ZM117 248H118V247H117ZM117 248H116V249H117ZM156 248H157V247H156ZM161 248H162V247H161ZM166 248H167V247H166ZM176 248H175V249H176ZM185 248L187 249V247H185ZM193 248H195V247H194V246L191 247V250H192ZM219 248L221 249V247H218V249H219ZM222 248H223V247H222ZM231 248H232V247H231ZM245 248H246V247H245ZM253 248H254V247H253ZM253 248H252V250L254 251L255 248H254V249H253ZM260 248H261V247H260ZM262 248H263V247H262ZM9 249H10V248H9ZM17 249H18V248H17ZM35 249H36V248H35ZM37 249H38V248H37ZM44 249H45V248H44ZM44 249H43V250H44ZM68 249H69V248H68ZM89 249H90V248H89ZM94 249H95V248H94ZM101 249H102V248H101ZM109 249H110V248H109ZM112 249H113V248H112ZM114 249H113V251H114ZM119 249H120V248H118V250H119ZM125 249H126V248H125ZM181 249H182V248H181ZM186 249H185V250H186ZM204 249H205V248H204ZM209 249H210V248H209ZM225 249H227V247H226ZM233 249H234V247H233ZM233 249H232V250H233ZM236 249L238 250V248H236ZM236 249H235V250H236ZM240 249H241V248H240ZM246 249H247V248H246ZM246 249H244V250H246ZM256 249H257V248H256ZM14 250H16V249H14ZM27 250H28V249H27ZM27 250H26V251H27ZM30 250H32V249H30ZM47 250H48V248H47ZM55 250H57V249H55ZM55 250H54V252H55ZM78 250H80V249H78ZM81 250H80V251H81ZM83 250H82V252H83ZM99 250H100V249L98 248V250H95V251H98V252H99ZM134 250H135L136 252H135ZM158 250H159V248H158ZM168 250H169V249H168ZM187 250H188V249H187ZM197 250H198V248H197ZM200 250H202L203 252L205 251V250H203V249H200ZM200 250H199V251H200ZM211 250H213V248H212ZM215 250H216V249H215ZM227 250H229V249H227ZM257 250H259V248H258ZM257 250H256V251H257ZM261 250L264 251V248L261 249ZM0 251H1V250H0ZM8 251H9L8 253H10V250H8ZM11 251H12V249H11ZM39 251H41V250H39ZM60 251H61V250H60ZM63 251H64V250H62V252H63ZM80 251H79V252H80ZM85 251H86V249H85ZM85 251H84V253H85ZM88 251L90 252V250H88ZM92 251L95 252L94 250L91 249V252H92ZM102 251H103V250H102ZM104 251H108V250H104ZM116 251H117V250H115V252H116ZM121 251H122V250H121ZM123 251H125V250H123ZM159 251H160V250H159ZM162 251H163V249H162ZM171 251H172L173 253L176 252V251H174V249H172ZM183 251H184V250H183ZM192 251H193V250H192ZM192 251H191V252H192ZM206 251H207V250H206ZM209 251H210V250H209ZM216 251H217V250H216ZM223 251H224V250H223ZM249 251H250V250H249ZM263 251H260V252L258 251V252L261 253V252H263ZM16 252H17V251H16ZM19 252H20V250H19ZM31 252H32V251H31ZM42 252H43V251H42ZM52 252H53V251H52ZM65 252H66V251H65ZM68 252H69V251H68ZM79 252H78V253H79ZM93 252H92V253H93ZM109 252H110V251H109ZM179 252H180V251H179ZM184 252H188V253H189L190 251L188 250V251H184ZM191 252H190V253H191ZM193 252H194V251H193ZM197 252H198V251H197ZM197 252H196V253H197ZM200 252H201V251H200ZM224 252H225L226 254L229 253L228 251H227V252L224 251ZM234 252H236V251H234ZM247 252H248V251H247ZM251 252H252V251H251ZM258 252H257V253H258ZM1 253H2V252H1ZM22 253H23V252H22ZM26 253H29V252H26ZM26 253H25V254H26ZM35 253H36V250H35ZM49 253H50V252H49ZM59 253H60V252H59ZM69 253H70V252H69ZM86 253H88V252H86ZM96 253H97V252H96ZM102 253H103V252H102ZM106 253H107V252H106ZM121 253H122V252H121ZM123 253H125V252H123ZM123 253H122V254H123ZM130 253H131V250H130V252H128V254L130 255ZM165 253H169V252H165ZM204 253H205V252H204ZM208 253H209V252H208ZM213 253H214V250H213ZM215 253H216V252H215ZM232 253H233V252H232ZM255 253H256V252H255ZM4 254H5V253H4ZM4 254H3V255H4ZM6 254H7V253H6ZM11 254H12V253H11ZM29 254H30V253H29ZM43 254H44V253H42V255H43ZM45 254L47 255V253H45ZM76 254H77V253H76ZM76 254H75V256H77ZM79 254H80V253H79ZM79 254H78V256H79ZM82 254H83V253H82ZM82 254H81V255H82ZM89 254H90V253H88V256H90ZM93 254L96 256L95 253H93ZM99 254H100V252H99ZM99 254H97V255H99ZM114 254H115V253H114ZM119 254H120V253H119ZM119 254H116V255H119ZM122 254H121V255H122ZM125 254H127V252H126ZM174 254H175V253H174ZM177 254H178V253H177ZM181 254H182V252H181ZM181 254H178V255L182 256L183 254H182V255H181ZM185 254H187V253H185ZM185 254H184L183 256H185V260H184V261H185V263H186L187 259H188L189 257H191L190 255H192V254H190V255L187 254V256H186ZM194 254H195V253H194ZM197 254H198V253H197ZM197 254H195L196 257H197ZM201 254H202V253H201ZM210 254H211V253H210ZM210 254H209V255H210ZM217 254H218V253H217ZM222 254H223V253H222ZM226 254H225V255H226ZM230 254H231V252H230ZM230 254H229V255H230ZM233 254H234V255H237L238 252H237L236 254H235V253H233ZM233 254H231V255L233 256ZM240 254H242V253L240 252ZM243 254H244V253H243ZM253 254H254V253H252V256H253ZM261 254H262V253H261ZM1 255H2V254H1ZM3 255H2V256H3ZM17 255H18V252H17ZM33 255H34V254H33ZM33 255H32V256H33ZM46 255H45V256H46ZM63 255H64V254H63ZM65 255H66V253H65ZM73 255H74V254H73ZM81 255H80V256H81ZM91 255H92V254H91ZM100 255H101V254H100ZM164 255H165V254H164ZM170 255H172V254L170 253V254H169V257H170ZM212 255H213V254H212ZM225 255H224V256H225ZM244 255H245V254H244ZM255 255H256V254H255ZM24 256H25V255H24ZM26 256H27V255H26ZM30 256H31V255H30ZM30 256H29V257H30ZM51 256H52V255H51ZM51 256H50V257H51ZM56 256H58V255H56ZM61 256H62V255H61ZM84 256H86V255H84ZM84 256H83V257H84ZM107 256H108V255L106 254V259H107ZM109 256H110V255H109ZM112 256H113V254L111 255V257H112ZM114 256H115V255H114ZM123 256H124V255H123ZM125 256H126V255H125ZM125 256H124V259H126V258L128 257V256H127V257H125ZM131 256H129V257H131ZM167 256H168V255H167ZM167 256H166V258H167ZM180 256H178L177 258H179ZM193 256H194V255H193ZM199 256H200V255H199ZM206 256H208V255L206 254ZM222 256H223V255H222ZM222 256H219V257H222ZM238 256H239V255H238ZM238 256H237V257H238ZM260 256H261V255H260ZM260 256H259V257H260ZM262 256H263V255H262ZM262 256H261V258H262ZM8 257L10 258V255H9ZM12 257H13V256H11V258H12ZM46 257H47V256H46ZM59 257H60V256H59ZM63 257H64V256H63ZM98 257H99V260H100V257H101V256H98ZM98 257H95V258H98ZM121 257H122V256H121ZM158 257H160V259H161L160 261H159ZM172 257H173V256H171V258H172ZM186 257H187V259H186ZM208 257H209V256H208ZM208 257H206V258H208ZM217 257H218V255H217ZM233 257H234V258L231 257L230 259H234L235 261L238 259L237 257H236L237 259H235V256H233ZM253 257H254V256H253ZM257 257H258V256H257ZM257 257L255 256L254 259H258V258H259V257H258V258H257ZM263 257H264V256H263ZM11 258H10V262H12V261L14 260V259L11 260ZM16 258H18V257H16ZM30 258H32V257H30ZM33 258H35V257H33ZM39 258H40V257H39ZM47 258H49V257H47ZM75 258H76V257H75ZM79 258H81V260H82V257H79ZM79 258H78V259L76 258V259H77V260H80ZM90 258H91V257H90ZM90 258H89V259H90ZM93 258H94V257H93ZM95 258H94V259H95ZM104 258H105V255H104ZM104 258H103V259H104ZM131 258H132V257H131ZM174 258H175V257H174ZM200 258H202V257H200ZM204 258H205V257H204ZM224 258L227 259V258H229V256H228L227 258H226V257H224ZM241 258H242V257H241ZM241 258H240V259H241ZM21 259H22V258H21ZM27 259H28V257H27ZM36 259H37V258H36ZM36 259H35V261H36ZM44 259H45V257H44ZM52 259H53V258H52ZM56 259H57V257H56ZM64 259H65V258H64ZM83 259H84V258H83ZM85 259H87V257H86ZM85 259H84V260H85ZM91 259H92V258H91ZM110 259H112V258H110ZM118 259H119V258H118ZM124 259H123V260H124ZM128 259H129V258H128ZM149 259H150L151 262L148 261L147 263H145V260H149ZM168 259H170V258H167L166 261H167ZM180 259H184V258L180 257ZM180 259H179V260H180ZM197 259H198V257H197ZM212 259H213V257H212ZM216 259H217V258H215V260H216ZM222 259H223V258H222ZM15 260H16V259H15ZM28 260H29V259H28ZM40 260H41V259H40ZM47 260H48V259H46V261H47ZM49 260H50V259H49ZM53 260H55V259H53ZM53 260H52V261H53ZM99 260H98V262H99ZM120 260H121V259H120ZM123 260H122V261H123ZM163 260L165 261L164 258H163ZM171 260H172V259H171ZM174 260H175V259H174ZM192 260H193V259H192ZM217 260H218V259H217ZM220 260H221V259H220ZM220 260H219V261H220ZM227 260H229V259H227ZM227 260H226V261H227ZM234 260H233V261H234ZM244 260H245V259H244ZM24 261H25V259H24ZM33 261H34V260H33ZM56 261H57V260H56ZM85 261H86V260H85ZM91 261H92V260H90V262H91ZM106 261H108V260H106ZM115 261H116V260H115ZM117 261H118V260H117ZM117 261H116V262H117ZM128 261H129V260H127V261H125V262H128ZM134 261H133V262H134ZM181 261H182V260H181ZM196 261H198V260H196ZM200 261H201V260H200ZM200 261H199V262H200ZM207 261H209V259H208ZM210 261H211V259H210ZM231 261H232V260H231ZM237 261H238V260H237ZM241 261H242V260H241ZM255 261H256V260H255ZM260 261H261V260H260ZM263 261H264V260H263ZM0 262H1V260H0ZM15 262H17V261H15ZM22 262H23V261H22ZM30 262L33 263L32 261H30ZM64 262H65V261H64ZM75 262L78 263L79 261H75ZM90 262H89V263H90ZM92 262H93V263H94V262L97 263V261H92ZM103 262H104V261H103ZM110 262H111V261H110ZM110 262H109V263H110ZM135 262H134V263H135ZM170 262H171V261H170ZM170 262H169V263H170ZM177 262H178V261H177ZM182 262H183V261H182ZM182 262H181V263H182ZM187 262H188V261H187ZM191 262H192V261H191ZM194 262H195V261H194ZM199 262H197V263L199 264ZM211 262H212V261H211ZM215 262H216V261H214V264L217 263V262H216V263H215ZM221 262H222V261H221ZM19 263H20V262H19ZM26 263H28V262H25L24 264H26ZM51 263H52V262H51ZM53 263H54V261H53ZM83 263H84V262H83ZM93 263H92V264H93ZM101 263H102V260H101ZM105 263H107V262H104V264H105ZM111 263H112V262H111ZM129 263H132V262H129ZM129 263H127V264H129ZM163 263H164V262H163ZM179 263H180V262H179ZM179 263H174V264H179ZM197 263H196V264H197ZM205 263H206V262H205ZM207 263H208V262H207ZM218 263H220V262H218ZM224 263H225V260H224ZM224 263H222V264H224ZM253 263H255V262H253ZM253 263H252V264H253ZM256 263H257V262H256ZM258 263H259V262H258ZM258 263H257V264H258ZM261 263H262V262H261ZM261 263H260V264H261ZM0 264H1V263H0ZM11 264H12V263H11ZM13 264H14V263H13ZM17 264H18V263H17ZM34 264H35V262H34ZM37 264H38V263H37ZM55 264H56V263H55ZM57 264H58V263H57ZM64 264H65V263H64ZM79 264H80V263H79ZM81 264H82V261H81ZM94 264H95V263H94ZM114 264H115V263H114ZM118 264H119V263H118ZM123 264H124V261H123ZM194 264H195V263H194ZM201 264H203V263L201 262ZM227 264H229L228 261H227ZM230 264H231V263H230ZM233 264H234V263H233ZM262 264H263V263H262Z\"/></svg>","mask_w":264,"mask_h":264}]
</instances>
